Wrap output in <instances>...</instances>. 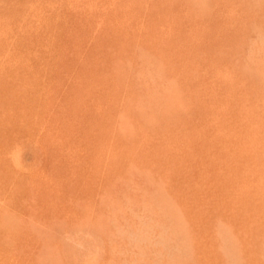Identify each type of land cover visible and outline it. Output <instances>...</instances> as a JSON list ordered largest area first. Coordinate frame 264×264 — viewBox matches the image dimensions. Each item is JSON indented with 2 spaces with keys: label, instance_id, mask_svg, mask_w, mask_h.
Wrapping results in <instances>:
<instances>
[{
  "label": "rangeland",
  "instance_id": "374dc122",
  "mask_svg": "<svg viewBox=\"0 0 264 264\" xmlns=\"http://www.w3.org/2000/svg\"><path fill=\"white\" fill-rule=\"evenodd\" d=\"M1 1H3V0H1ZM1 1H0V40H1L0 41V203H1L0 204V212H2V213H0V226H1V228H0V264H19V263L20 264H33V263L34 264H40L41 262H42L41 264H55V263L56 264H59V263L60 264H114V263L115 264H119V263H121V264H132V263L133 264H147V263L148 264H152V263L153 264H161V263L162 264H194L193 262H195V264H220V263L226 264V262H227V264H228V262H229V264H232V263L233 264H248V262H249V264H264V260H263L264 259L263 258L264 257V254H263L264 253V249H263L264 244H262V243H264V241H262V240H264V236H262V235H264V217H263L264 216V192H263L264 191V161H263L264 160L263 159L264 158V156H263L264 155V149H263V147H264V142H263L264 141V133H263L264 132V130H263L264 129V127H263L264 126V107H263V105H264V93H263L264 89L263 88L264 87H262L264 85V53H263L264 52V26H263L264 25V15L262 16V14L264 13V11H263L264 7L261 6L262 3L264 6V0H261V1L260 0H256V1L252 0V3L255 2L253 4L250 3L249 0L248 1L246 0L245 2L243 0V5H242V0L241 1L234 0V2L232 0H216L217 2L213 1V0H210V1L209 0H198L199 2L201 1V3L203 1L204 4L202 3V6H201V3H199V2H197L198 5H196L197 0L196 1H194V0H192V1L191 0H179V1L178 0H152V2H151V0H149V1L143 0V1H146L147 3L143 2L142 0L141 1L140 0H138V1L137 0H129V1L126 0V2H128V3H126L125 0H92V1L91 0H88V1L87 0H27L29 2V4L27 6H26V4H27L26 0H11V1L4 0L3 2H1ZM38 1H40V2H38ZM89 1L92 5L89 3ZM112 1H114V3ZM118 1L121 4H119ZM135 1H137V2L135 3ZM154 1H156V2H154ZM235 1H237V2L239 1V2L237 3ZM99 2H100V4H99ZM122 2L125 4V6ZM191 2H193V3L191 4ZM206 2L208 4L205 5ZM214 2H216V3H214ZM246 2L247 3L249 2L250 4L249 3L247 4ZM78 3H80V4H78ZM151 3H152V6H151ZM159 3H160V5H157ZM175 3H176V5H175ZM186 3H189V5ZM209 3H210V7H208ZM111 4H112L113 8L110 7ZM199 4L201 7L199 6ZM244 4H245V6H244ZM2 5H4V8ZM32 5H33V7H32ZM84 5H86V6H84ZM90 5H91V7H90ZM117 5L121 6L120 10H118V8H120V7ZM135 5H136V7H135ZM211 5H212V7H211ZM250 5H252V9L255 6V9H253L254 11L251 9ZM28 6H30V7H28ZM192 6L194 7V9L192 8ZM196 6H198L201 9H202V7H204V8H203V10H201ZM239 6L242 9L237 8ZM248 6L252 10V12H251L252 14L248 13V10H250L248 8ZM114 7L116 10L114 9ZM244 7H246V8L244 9ZM261 7H262V9H261ZM140 8L142 10H140ZM70 9H72V10H70ZM90 9H91V11H90ZM144 9H145L146 14L143 13ZM170 9H172V10H170ZM208 9H210V10H208ZM217 9L219 12L216 11ZM227 9H228V11H226ZM256 9H257V12H256ZM259 9H261V10H259ZM4 10H5V12H4ZM8 10H10V11L8 12ZM94 10H96V11H94ZM110 10H111V13H110ZM127 10H129L130 13ZM153 10L155 12H157V13L159 12V13L155 14V12ZM204 10H206V11H204ZM238 10H240L242 12V14ZM121 11L125 12V13H122ZM200 11H202L203 13L202 12L200 13ZM208 11H209V13H208ZM258 11H259V14L261 13L260 11H262V13L259 15ZM139 12L143 13V14H140ZM193 12L195 13V15ZM253 12H255V13H253ZM108 13H110V14H108ZM114 13H116V14H114ZM183 14H184V16H183ZM191 14H192V17H191ZM86 15L88 16L89 19H87ZM110 15H112V16H110ZM123 15H125V16H123ZM154 15H156V17ZM185 15L188 18H190L191 20L188 19ZM232 15H234V16L232 17ZM126 16H127V18H126ZM138 16H140V17H138ZM117 17H119V18H117ZM159 18H160V21H159ZM91 20L92 21L94 20V22H92ZM262 20H263V23H262ZM7 21H9V22H7ZM108 21H109V24H108ZM146 21L148 23H146ZM172 21H173V23H172ZM251 21L255 26L252 25ZM126 22H128V23L130 22V23L127 25ZM151 22H152V24H151ZM117 23L119 24V26L117 25ZM154 25H155V27H157V26L158 27L155 28ZM105 26H106V29H105ZM250 26L255 29V32H252V31H254V29L251 28ZM119 27L121 28L123 33L121 32ZM127 27H129V28H127ZM131 27H133V28H131ZM180 27H181V29H180ZM144 28H145V30H144ZM87 29H88V31H87ZM124 29H126L125 34H124ZM128 29H131L133 32L131 30H128ZM155 29H156V31H154ZM160 29L163 31H161ZM250 29L252 31H250ZM137 32H141V33L140 34L138 33V35H137ZM151 32H153V35H155V36L151 35L152 34ZM258 32H262V33H258ZM103 33H106L107 36ZM88 34H89V36H88ZM132 34H133V36H132ZM247 34H248V36H247ZM109 35L112 38L111 40H110ZM114 35L116 36L115 38H113ZM135 35L137 36V38ZM143 35H145V36H143ZM123 36H125V37H123ZM134 36H135V38H134ZM146 36H147L148 41L145 38ZM103 37H104V39H103ZM118 37H120V38H118ZM121 37H123V38H121ZM245 37H247V38H245ZM150 38H151V40H150ZM248 38H249V40H248ZM85 39H86V41H85ZM116 39H117V41H115ZM153 39H155V40H153ZM162 39H163V41H162ZM142 40H143V43L141 42ZM144 40H146V41H144ZM158 40L160 43L158 42ZM165 40H166V42H165ZM240 40L242 42H240ZM244 40H245V43H243ZM258 40L259 41L261 40V41L259 42ZM81 41H82V43H81ZM134 42H135L136 46L133 45ZM236 42L239 44V46ZM262 42H263V44H261ZM140 43H141V45H140ZM146 43H147V45H146ZM251 43L253 45H250ZM31 44H34V45H31ZM113 44H114V46H115V44H116V46H118V45H120V46L123 45V46H121V48L115 46L116 47L115 48L113 46ZM169 44L170 45L172 44L171 48H170ZM186 44H187V46H186ZM235 44H237V45H235ZM240 44H242L243 47H242V45L240 46ZM110 45L112 47H110ZM132 45L135 47H132ZM217 45H219V46H217ZM248 45H250V46H248ZM259 45H261V46H259ZM140 46L144 47V48L140 49ZM157 46H159V47H157ZM161 46H163L161 49L163 51H161L159 49V48H161ZM176 46L178 47V49ZM244 46L246 48H244ZM98 47H100V48H98ZM130 47H132V48H130ZM145 47H146V49H145ZM218 47H220V49H221L220 50L221 51V53H220L221 58L219 57L220 51L218 52V50H219ZM239 47H240V49H239ZM248 47H250L251 50L248 49ZM134 48L137 50H134ZM261 48H262V50H261ZM103 49H104V51H103ZM110 49H112V50H110ZM113 49L115 52L113 51ZM124 49H126V50H124ZM139 49L141 52L144 49L142 52L143 55H142V53L138 52ZM164 49H166L167 51ZM244 49L246 50V52H248V53L245 52L246 54L244 53L245 56L243 54ZM247 49H248V51H247ZM257 49H259L260 51L258 52ZM95 50L97 51V53ZM105 50H108V53H106ZM109 50L112 53L113 52L114 53L112 54ZM122 50L125 51V53L123 52L124 54H122ZM132 50H134L135 53L132 52ZM151 50L152 51L155 50L153 52H156V51L157 52L152 53ZM172 50H174V51H172ZM241 50H242V52H241ZM102 51H103V53H101ZM179 51H180V53H179ZM228 51H230V52L232 51V53H230L229 55H232L233 57L228 56V53H229ZM251 51H252V53H251ZM98 52H99L100 56H99ZM167 52L169 54V59L167 56L168 55ZM117 53H119L118 54L119 56L117 55ZM128 53H129V55H128ZM149 53H150L151 57L149 56ZM233 53H235V54L233 55ZM86 54H88V55H86ZM125 54H127L129 58ZM138 54H140L142 56H140ZM153 54H155V56H153ZM161 54H163V56ZM188 54H191V56ZM221 54H223V57ZM109 55H112V56H109ZM115 55H117V56H115ZM122 55L123 56L125 55L124 57H125L126 61ZM174 55L176 56V58ZM195 55H196V57H194ZM114 56H115V58L119 57L116 59V62L119 60L121 63L120 62H118V63H120V64L115 62V60H114L115 58H113ZM137 56H139L138 59L140 58L141 62L140 61L136 62ZM152 56H153L155 61L161 60V61H159L160 63L158 61H157V63H159L161 67L165 68V70L163 68L161 69L159 64H157L155 61H153ZM110 57L112 60L110 59ZM143 57H144V59H143ZM156 57L157 58L159 57L161 59L156 60ZM182 57L184 58V62L182 61L183 60ZM218 57H219V60L217 59ZM226 57H228V58L231 57V60H229ZM90 58H93V59H90ZM151 58H152V60H151ZM185 58L187 59V61ZM141 59L144 61H142ZM145 59L146 60L148 59L147 62L149 61L150 63H146ZM163 59H164V61H163ZM167 59L170 62H172V59L173 60L176 59V60H174L171 64L169 61H167ZM241 59L243 61H241ZM60 60H61V63H60ZM129 60H130V62H129ZM27 61H28V63H27ZM236 61L238 62V64L235 63ZM56 62H57V64H56ZM101 62H103L104 65ZM128 62H129V66L131 68L128 67ZM142 62L144 63V65ZM151 62L152 63L155 62V63H153L154 65L151 64ZM168 62L171 65L167 64ZM86 63H87V65H86ZM113 63H115V65ZM135 63H138L139 65L138 64L134 65ZM241 63H243L244 65ZM165 64H166V66H165ZM118 65H120V66H118ZM137 65L139 67L141 66L140 67L141 71L139 70V67ZM190 65H193L195 67L190 66ZM89 66H91V67H89ZM146 66L150 67V68H147ZM117 67H119V68H117ZM157 67H158V69H157ZM173 67H175V68H173ZM176 67H179V69H176ZM232 67H233V69H232ZM72 68H74V69H72ZM115 68H117V69H115ZM120 68H122V71ZM151 68L153 71L151 70ZM172 68H173V70H172ZM242 68H243V70H242ZM9 69H11V70H9ZM113 69H114V71H111ZM126 69H128L127 70V71H129L128 73H126L127 72V71H125ZM130 69H132L131 72H130ZM147 69H148V71H147ZM180 69H182V70L179 71ZM190 69L192 70V72ZM101 70H102V72H101ZM119 70H120V73H119ZM149 70H151V71H149ZM157 70H159V71H157ZM169 70H171V71L169 72ZM177 70L179 71V74H177L178 73ZM97 71H98V73H97ZM142 71L145 73H142ZM160 71H162V72H160ZM163 71H168V72H163ZM187 71L188 72L190 71V72L188 73ZM156 72H158V73L156 74ZM159 72H160V74H159ZM175 72H177V73H175ZM165 73H167V74H165ZM173 73L175 74V76L173 75V78H172ZM181 73L182 74L185 73V74L181 76ZM252 73H254V74H252ZM55 74H57V75H55ZM105 74H107L106 76H109V77L106 78ZM142 74L146 75V77H144L145 75L143 76L145 79L141 76ZM255 74H257L259 77H261V79ZM63 75H65V76H63ZM90 75H94V76L90 77ZM135 75L138 77L140 76V77L138 78ZM152 75L154 78L152 77ZM170 75H171V77H170ZM177 76H179V77L176 78ZM180 76H181V78H180ZM189 76H191L193 78H191ZM252 76L253 77L255 76L254 79ZM65 77H66V79H64ZM101 77L103 78L102 79L103 81L101 80ZM131 77L133 78V80H132L133 82L130 80V79H132ZM135 77L138 79H135ZM159 77H161V78H159ZM246 77H247V79H246ZM228 78L230 80H228ZM251 78L254 80V82ZM104 79L109 80V81H106ZM128 79H129V81H128ZM139 79H140V81H139ZM143 79L145 80L144 82H143ZM150 79L152 81H149ZM171 79H172V81H171ZM193 79L194 80L196 79V81H193ZM197 79H198V81H197ZM68 80H69V82H68ZM134 80H135V82H134ZM159 80H160V82H159ZM181 80H183V81H181ZM87 81H88V83H87ZM124 81H126V82L124 83ZM127 81H128V84H127ZM224 81H225V84H224ZM139 82H140V84L142 83L141 86H140ZM184 82L186 83V85H184L185 84ZM220 82H223V83H220ZM262 82H263V84H261ZM103 83H105V84L107 83L106 84L107 86ZM129 83H131V84H129ZM182 83H183V85H182ZM190 83H191V85L193 84L192 85L193 89L191 88ZM196 83L198 84V86ZM24 84H25V86H24ZM122 84L126 85V87L123 86ZM161 84L164 86V88L162 87ZM71 85H72V87H71ZM113 85H114V87H113ZM143 85H144V88H143ZM152 85H154V86L152 87ZM121 86L125 87L126 89H124ZM130 86H133L134 88L130 87ZM145 86L149 90L147 88H145ZM186 86H187V88H186ZM225 86H227V87H225ZM108 87H109V89H107ZM115 87H116V91L114 92ZM252 87L254 90L252 89ZM136 88L138 90H136ZM195 88L198 90H195ZM245 89H246V91H245ZM69 90H70V92H69ZM130 90L133 92H131ZM146 90H148L147 91L148 95H147ZM150 90H152V91H150ZM218 90H220V91H218ZM260 90H262L261 95L259 93ZM94 91H95V93H94ZM124 91H126V93ZM134 91H136V92L134 93ZM164 91L166 92L165 94H163ZM197 91H198V93H197ZM238 91L240 93H238ZM254 91H255V93H254ZM123 92L125 95L124 99L122 98ZM157 92L159 93V95L157 94ZM256 92H258V93H256ZM106 93H108V94H106ZM110 93L113 95H111ZM117 93H119V96L121 98L118 96ZM132 93H134V94H132ZM138 93L140 96L138 95ZM144 93H145V96H144ZM233 93H235V94H233ZM96 94L99 96H97ZM212 94L214 95V97ZM257 94H258V96H257ZM127 95H128V97H127ZM129 95L130 96L134 95V96L130 97ZM246 95H248V96H246ZM159 96H161L162 99ZM229 96H230V98H229ZM113 97H114V99H113ZM129 97H130V99H129ZM248 97L250 99H248ZM254 97H256V98H254ZM97 98H98L99 102L97 101ZM117 98H119L118 99L119 102L116 101ZM240 98H241V100L238 101ZM83 99H85V100H83ZM167 99H168V102H167ZM199 99H200V101L201 100L202 101L200 102ZM208 99H211V100H208ZM225 99H226V101H225ZM242 99L245 101H243ZM128 100H129V102H128ZM134 100H135V102H134ZM160 100H162L164 102V104ZM235 100H236V102L234 103ZM258 101H259V103H258ZM139 102H140V104H139ZM156 102L160 106H156L157 105ZM232 102H233V105H232ZM108 103H109V105H108ZM113 103L114 104L116 103V104L114 105ZM260 103L263 105H261ZM124 104H126V107ZM166 104H167V107L165 106ZM193 104L194 105L196 104L197 106L196 105L193 106ZM255 104L257 105V107H255L256 106ZM117 105H118V107H117ZM180 105H181V107H180ZM239 105H241V106H239ZM245 105H246L247 109L244 107ZM71 106H72V108H71ZM111 106H113L114 108ZM105 107H107V109ZM109 107H110L111 111L109 110ZM160 107L162 108L161 110H159ZM174 107H175V110H174ZM194 107H196V108H194ZM123 108H125L124 112L122 111ZM168 108H169V110H168ZM126 110H128L129 113H127ZM137 110L138 111L140 110L139 112L141 114ZM262 110H263V112H262ZM110 112H112L113 114L112 113L110 114ZM157 112H159V114H157ZM173 113H174V115H173ZM114 114H116V115H114ZM118 114L120 115V117L118 116ZM230 114H232V115H230ZM113 116H115L117 118L119 117L118 118L119 120L118 119L115 120L114 119L115 117H113ZM168 116H170V117H168ZM146 117H148V118H146ZM188 117L190 120L188 119ZM100 118H102L103 120ZM250 120L252 121V123ZM114 121H116V123ZM152 121H153V124H152ZM168 121H169V124H168ZM239 121L241 123H239ZM246 122H249V123H246ZM95 123L97 125H95ZM110 123H111V126L109 125ZM165 123H166V126H165ZM100 124H101V126H100ZM120 124L122 127L119 126ZM241 125H243L245 127H242ZM118 126H119V128H121L120 129L121 132L118 129ZM219 127H221V128H219ZM254 127H256V128H254ZM114 130L116 131L115 133H114ZM165 130H166V133H165ZM248 130H250V131L248 132ZM107 131H109V132H107ZM117 131L119 133V136H118ZM192 131H193V133H192ZM251 131H253V132H251ZM95 132H96V134H95ZM151 132L154 134V136H153V134H151ZM184 132L186 133L185 135H184ZM257 132H258V135H257ZM260 132H262V133H260ZM157 134H158V137H157ZM195 134H196V136H195ZM112 135H114V136H112ZM121 135H122V137H121ZM161 135L164 137H162ZM199 135L201 137H199ZM124 136H125V138H124ZM131 136H133V137H131ZM254 136H256V137L254 138ZM156 137L158 138L157 141H156ZM160 137L163 140H161ZM196 137H197V139H196ZM115 138H116V140H114ZM128 139H130V141ZM149 139H152V140H149ZM111 140H113V142ZM142 140H143V142H142ZM125 141H126V143H125ZM127 141L130 142L131 144L129 145V143ZM119 142H121L122 145ZM182 142H184V143H182ZM202 142H204V143H202ZM110 143L112 145H110ZM140 143H142V145ZM258 143H260V146ZM168 144H169V146H168ZM211 144H212V147H211ZM127 145H129V146H127ZM110 146H112V147L110 148ZM160 146H162V147H160ZM101 148H102V150H101ZM117 149H118V152L116 151ZM128 149H129V151H128ZM165 149H167L166 153L164 152ZM29 150H31V153L29 152ZM120 150H121V152H120ZM161 150H163V151H161ZM16 151H18L20 153V157H18L19 155L18 156L15 155L18 153V152L16 153ZM32 151L35 153H33ZM112 151L116 152L115 153L116 155ZM130 151H132V152L130 153ZM135 151H136V153H135ZM177 151H178V153H177ZM77 153H79V154H77ZM88 153H89V155H88ZM90 153H91V155H90ZM97 153H98V155H97ZM108 153H109V155H108ZM132 153L134 155L135 154L136 155L134 156ZM148 153H149L150 157H149ZM262 153H263V155H262ZM169 154H171V155H169ZM187 154H188V157H187ZM260 154L262 156L259 157ZM103 155H105V156H103ZM107 155H108V157H107ZM165 155H167V156H165ZM89 156H91V157H89ZM153 156H155V157H153ZM156 156H157V158H156ZM127 157H128V159H127ZM14 158L17 159L18 163L15 161L16 159H14ZM25 158H27V160H29V161H25L26 160ZM103 158H104V160H103ZM170 158H171V161H170ZM154 159H156V160H154ZM182 159H183V161H181ZM189 159H190V161H189ZM109 160L112 162L114 160L115 164L110 163ZM159 160H160V162H159ZM191 160H193V161H191ZM33 161H35V162H33ZM120 162H121V164H120ZM166 162H167V164H166ZM103 163H104V165H103ZM164 163H165V165H164ZM105 164H106V166H105ZM119 164L121 166H119ZM202 164H203V166H202ZM93 165H94V167H93ZM249 165L251 166V168ZM258 165H260V166L258 167ZM90 166H92V168ZM150 166L152 168H150ZM159 166H160V168H159ZM208 167H210V168H208ZM110 168H112V169H110ZM114 168L116 169V172H115ZM130 169H131V171H130ZM177 169L179 172L177 171ZM54 170L56 172H54ZM100 170H102V171H100ZM126 170H127V172H126ZM89 171H90V173H89ZM103 171H104V173H103ZM121 171H122V173H121ZM66 172H68V173H66ZM94 172H96V173H94ZM64 173H66V174H64ZM127 173L130 175L132 174V175L131 176L129 175V177H128ZM170 173H172V174H170ZM173 173H174V176H173ZM240 173H242V174H240ZM252 173L254 175H252ZM102 174H103V177H101ZM167 174H168V176H167ZM169 174H170V176H169ZM184 174L186 176H184ZM260 174H261V176H260ZM230 175H232V176H230ZM239 175H241L242 177ZM245 175L247 176V178L245 177ZM257 175H258V177H257ZM248 176H249V178H248ZM162 177H164V179H162ZM167 177H169V178H167ZM171 177H172V179H171ZM174 177H175V179H174ZM158 178H160V180H158ZM165 178H166V180H165ZM241 178H242V180H241ZM252 178H253V180H252ZM249 179H251V180H249ZM114 180H115V182H114ZM123 180H124V182H123ZM258 180H259V182H258ZM63 181L66 184H64ZM70 181H71V183H70ZM225 181H228V182L226 183ZM82 183H83V185H82ZM176 183H177V185H175ZM73 185H74V187H73ZM127 186H129V187H127ZM138 186H139V188H138ZM199 187H201V189ZM258 187H260V188L258 189ZM74 188H75V190H73ZM76 190H78V191L76 192ZM103 190H105L106 192ZM101 191L103 193H101ZM157 192H158V194H157ZM191 192H192V195L190 194ZM32 193H33V195H32ZM84 193H86V194H84ZM186 193H187V195H186ZM84 195L87 199L84 197ZM96 195L97 196L99 195V196L97 197ZM185 195H186V197H185ZM92 197L94 200L92 199ZM77 198H79V199H77ZM18 200H19V202H18ZM76 200L80 203L78 204V202ZM125 200H127L129 202H127ZM251 200L253 202H251ZM66 201L68 202V204ZM82 201L84 203H82ZM101 201L102 202L105 201L104 204ZM162 201H164V202H162ZM229 201H230V203H229ZM7 202H8V204H7ZM71 202H73V203H71ZM189 202H191V203H189ZM33 203H35L37 206L33 205ZM213 203H214V205H213ZM76 204L78 205V207H76L77 206ZM102 204L104 206H102ZM123 204H125V205H123ZM117 205L119 208L117 207ZM171 205L172 206L174 205L173 208ZM100 206H102V207H100ZM105 206H107V208ZM150 206H151V208H149ZM15 207H16V209H15ZM25 207H26V209H25ZM85 207H87V208H85ZM138 207H139V212L137 210ZM206 207H208L207 210H206ZM82 208H83V210H82ZM103 208H105V209H103ZM209 208H211V209H209ZM80 209L82 210V212ZM4 210H5V212H4ZM77 210L80 212H78ZM93 210H94V212H93ZM14 211L16 212L15 214H14ZM51 211H53V212H51ZM108 211H109V213L107 214L106 212H108ZM112 211L115 214L114 217L112 216ZM114 211H117L118 213H116ZM123 211H125V212H123ZM215 211L219 212L220 214L216 213ZM207 212L211 213V214H208ZM214 212L216 214L220 215V217L215 215ZM30 213H33V214H30ZM1 214H3L5 217L3 216V218H2ZM20 214L22 217L20 216ZM134 214H136L137 216ZM100 215H102V216L100 217ZM256 215H258V216H256ZM29 216H30V218H29ZM34 216H36V217H34ZM97 216H99V217H97ZM104 216H106V217H104ZM119 216H121V217H119ZM40 218H42V219L40 220ZM151 218H152V220H151ZM7 219L10 223L7 222V224H6L5 222ZM33 219H35V220H33ZM135 219H138V220H135ZM166 219L169 220V222ZM178 219L180 221H178ZM227 219H228V221H227ZM4 220H5V222H4ZM16 220H18L19 222ZM30 220L32 223L30 222ZM86 220H87V222L84 223V221H86ZM90 220H92V221H90ZM124 220H125V222H124ZM131 220L133 222H131ZM216 220H218L221 223L220 226H219L220 223ZM55 221H56V223H53ZM95 221H98V222H95ZM183 221L185 222L184 224H183ZM214 221H216L217 223H215ZM16 222H18L20 225H18V223L16 224ZM29 222L31 223L30 224L31 227H30V225H28ZM14 223H15V225H14ZM57 223H59V224H57ZM81 223L83 225L85 224L88 227H86V226L83 227V225ZM96 223L98 224L97 226H96ZM22 224H25V227ZM37 224H38V227H36ZM55 224H56V226H55ZM63 224L65 227L63 226ZM107 224H108V226H107ZM92 225H93V227H92ZM172 225H173V227H172ZM2 226L5 227L4 229L6 231L3 229ZM10 226H13V227L11 228ZM27 226H29V227H27ZM40 226H42V227H40ZM54 226H55V228H54ZM94 226H95V228H94ZM98 226H100V227L98 228ZM102 226H103V228H102ZM217 226L220 227L219 229H222L224 226L227 227L225 229V231L223 230L226 233H224L222 230L220 231ZM115 227H116V230H115ZM31 228L34 231L33 233L29 231V230H32ZM62 228H64V229H62ZM92 228H94V229H92ZM130 228H132V229H130ZM98 229H99V231H98ZM121 229H122V231H121ZM8 230L9 231L11 230V231L9 232ZM36 231H37V233H36ZM103 231H104V233H103ZM219 231H220V234L217 233ZM17 232H18V235H17ZM115 232L116 233L118 232V233L116 234ZM140 232H142V233H140ZM162 233H164V234H162ZM101 234H103V235H101ZM129 234L131 235L130 237H129ZM150 234H151V236H150ZM225 234H227L228 236ZM36 235L38 237H40L39 240H38V237ZM145 235H146V237H145ZM187 235H188V237H187ZM219 235L221 236V239H220ZM112 236H114V237H112ZM183 236H184V238H183ZM231 236H234V237L231 238ZM32 237H35V239ZM52 237H54V238H52ZM108 237H110V238H108ZM166 237H167V239H166ZM256 237H258V240ZM45 238H47V239H45ZM218 239H219V241H218ZM222 239H223V241H222ZM232 239H236L237 242L235 240H232ZM213 240H214V242H213ZM224 240H226V241H224ZM230 240H232V241H230ZM259 240H260V242H259ZM39 241H40V243H39ZM1 242H3L4 244H1ZM46 242H48V243H46ZM49 242H51V243H49ZM144 242H145V244H144ZM177 242H181V243H177ZM6 243H8V244H6ZM153 243H155V244H153ZM224 243L226 246H224ZM231 243H232V245H231ZM237 243H239V244H237ZM256 243H258L259 245L258 244L256 245ZM235 244H237V245L235 246ZM10 245H11V247H10ZM134 245L136 246V248ZM217 245H221V246H217ZM7 246L9 247V249ZM21 246H23V247L21 248ZM44 246H46L47 248L45 247V249H44ZM56 246L58 249H55ZM111 246H113V247H111ZM154 246H157V247H154ZM239 246H240V248H239ZM248 246H249V248H248ZM189 247H191V249ZM221 247H222V249H218ZM225 247L228 251L225 249ZM235 247H237V249ZM38 248H40V249H38ZM137 249H138V251H137ZM168 249H170V250H168ZM249 249H251V250H249ZM12 250H15V251L17 250L16 251L17 254L15 252H14L15 253L14 254ZM51 250H52V252H51ZM112 250L114 252H112ZM144 250H145V252H143ZM153 250H154V252H153ZM176 250L178 253L176 252ZM218 250H220V251H218ZM37 251H39V253ZM167 251H169V252H167ZM239 251L241 254L239 253ZM249 251H250V253H249ZM261 251H262V254H261ZM47 252L48 253L50 252V253L48 254ZM106 252H108V253H106ZM109 252L111 253L112 256H109L110 255ZM172 252H173V255H172ZM31 253H32V255H31ZM119 253H120L121 257L119 256ZM221 253H223V256H221ZM20 254H22V255H20ZM44 254H46V255H44ZM153 254L155 257L152 256ZM238 254L241 256H239ZM17 255L20 256L19 259H18ZM40 255H42V256H40ZM58 256H60V257L58 258ZM190 256H191V258H190ZM224 256L225 257L228 256L229 259L227 258V260H229V261L225 262L226 258ZM235 256H236V258H235ZM238 256H239L241 261L238 260ZM39 257L41 260L39 259ZM156 257H158V259H156ZM166 257L168 258V260ZM185 257H186V259H185ZM32 258H34V259L32 260ZM142 258H143V260H142ZM233 258H234V260H233ZM164 259H165V261H164ZM191 259H192V262H191ZM37 260H40L41 262L40 261L37 262ZM52 260H53V262H52ZM153 260H155V261H153ZM112 261L114 263H112ZM122 261H124V262H122ZM125 261L127 263H125Z\"/></svg>",
  "mask_w": 264,
  "mask_h": 264
},
{
  "label": "bare ground",
  "instance_id": "6f19581e",
  "mask_svg": "<svg viewBox=\"0 0 264 264\" xmlns=\"http://www.w3.org/2000/svg\"><path fill=\"white\" fill-rule=\"evenodd\" d=\"M0 1H1V0H0ZM3 1H4V0H3ZM3 1H1V2H3ZM8 1H11V0H8ZM26 1H27V0H26ZM87 1H88V0H87ZM91 1H92V0H91ZM128 1H129V0H128ZM137 1H138V0H137ZM137 1H135V3H136ZM140 1H141V0H140ZM140 1H139V2H140ZM142 1H143V0H142ZM148 1H149V0H148ZM178 1H179V0H178ZM191 1H192V0H191ZM194 1H196V0H194ZM209 1H210V0H209ZM213 1H216V0H213ZM232 1L234 2V0H232ZM239 1H241V0H239ZM239 1H238V2H239ZM245 1H246V0H244V2H245ZM247 1H248V0H247ZM255 1H256V0H255ZM260 1H261V0H260ZM18 2H19V1H18ZM38 2H40V1H38ZM57 2H58V1H57ZM82 2H83V1H82ZM107 2H108V1H107ZM112 2L114 3V1H112ZM118 2H119V1H118ZM125 2H126V0H125ZM143 2H146V1H143ZM151 2H152V0H151ZM154 2H156V1H154ZM160 2H161V1H160ZM165 2H166V1H165ZM174 2H175V1H174ZM180 2H181V1H180ZM197 2H199V1H198V0L196 1V5H198ZM204 2H205V1H204ZM216 2H217V1H216ZM216 2H214V3H216ZM235 2H237V1H235ZM238 2H237V3H238ZM249 2L252 3V0H249ZM249 2H248V3H249ZM5 3H6V2H5ZM89 3H90V1H89ZM122 3H123V2H122ZM126 3H128V2H126ZM130 3H131V2H130ZM132 3H133V2H132ZM146 3H147V2H146ZM192 3H193V2H191V4H192ZM199 3H201V1H200ZM202 3H203V1H202ZM202 3H201V6H202ZM210 3H211V2H210ZM210 3H209V6H208V7H210ZM225 3H226V2H225ZM225 3H224V4H225ZM227 3H228V2H227ZM246 3H247V2H246ZM246 3H245V4H246ZM248 3H247V4H248ZM250 3H249V4H250ZM253 3H255V2H253ZM253 3H252V4H253ZM3 4H4V3H3ZM19 4H20V3H19ZM28 4H29V2L27 1L26 6H27ZM45 4H46V3H45ZM51 4H52V3H51ZM78 4H80V3H78ZM86 4H87V3H86ZM90 4H91V3H90ZM99 4H100V2H99ZM108 4H109V3H108ZM119 4H121V3L119 2ZM123 4H124V3H123ZM143 4H144V3H143ZM155 4H156V3H155ZM169 4H170V3H169ZM186 4L189 5V3H186ZM191 4H190V5H191ZM203 4H204V3H203ZM206 4H208V3L206 2L205 5H206ZM211 4H212V3H211ZM234 4H235V3H234ZM234 4H233V5H234ZM239 4H240V3H239ZM245 4H244V6H245ZM4 5H5V4H4ZM4 5H2L3 8H4ZM91 5H92V4H91ZM91 5H90V7H91ZM97 5H98V4H97ZM105 5H106V4H105ZM113 5H114V4H113ZM115 5H116V4H115ZM129 5H130V4H129ZM133 5H134V4H133ZM137 5H138V4H137ZM141 5H142V4H141ZM141 5H140V6H141ZM157 5H160V3L157 4ZM165 5H166V4H165ZM175 5H176V3H175ZM229 5H230V4H229ZM236 5H237V4H236ZM242 5H243V0H242ZM67 6H68V5H67ZM84 6H86V5H84ZM93 6H94V5H93ZM117 6H119V5H117ZM124 6H125V4H124ZM130 6H131V5H130ZM151 6H152V3H151ZM172 6H173V5H172ZM193 6H194V5H193ZM193 6H192V8L194 9ZM199 6H200V4H199ZM201 6H200V7H201ZM203 6H204V5H203ZM250 6H251V9H252V5H250ZM253 6H254V5H253ZM261 6L264 7V6H263V3H262ZM12 7H13V6H12ZM28 7H30V6H28ZM32 7H33V5H32ZM56 7H57V6H56ZM69 7H70V6H69ZM87 7H88V6H87ZM110 7L113 8V7H112V4H111ZM119 7H120V8H118V10L121 9V6H119ZM126 7H127V6H126ZM135 7H136V5H135ZM138 7H139V6H138ZM141 7H142V6H141ZM153 7H154V6H153ZM196 7H198V6H196ZM211 7H212V5H211ZM215 7H216V6H215ZM215 7H214V8H215ZM262 7H261V9H262ZM1 8H2V7H1ZM70 8H71V7H70ZM96 8H97V7H96ZM96 8H95V9H96ZM98 8H99V7H98ZM128 8H129V7H128ZM128 8H127V9H128ZM133 8H134V7H133ZM190 8H191V7H190ZM198 8H199V7H198ZM203 8H204V7H202V9H201V8H199V9L203 10ZM223 8H224V7H223ZM235 8H236V7H235ZM237 8H241V7L239 6V7H237ZM237 8H236V9H237ZM245 8H246V7H244V9H245ZM248 8L250 9L249 6H248ZM8 9H9V8H8ZM11 9H12V8H11ZM16 9H17V8H16ZM26 9H27V8H26ZM26 9H25V10H26ZM66 9H67V8H66ZM88 9H89V8H88ZM114 9H115V7H114ZM114 9H113V10H114ZM124 9H125V8H124ZM124 9H123V10H124ZM129 9H130V8H129ZM134 9H135V8H134ZM151 9H152V8H151ZM162 9H163V8H162ZM205 9H206V8H205ZM232 9H233V8H232ZM241 9H242V8H241ZM241 9H240V10H241ZM251 9L248 10V13H251L252 10L255 9V6L253 7L252 10H251ZM261 9H259V10H261ZM70 10H72V9H70ZM80 10H81V9H80ZM103 10H104V9H103ZM106 10H107V9H106ZM111 10H112V9H111ZM111 10H110V13H111ZM115 10H116V9H115ZM115 10H114V11H115ZM123 10H122V11H123ZM135 10H136V9H135ZM137 10H138V9H137ZM140 10H142V9L140 8ZM170 10H172V9H170ZM206 10H207V9H206ZM206 10H204V11H206ZM208 10H210V9H208ZM240 10H238V11H240ZM1 11H2V10H1ZM9 11H10V10H8V12H9ZM55 11H56V10H55ZM84 11H85V10H84ZM90 11H91V9H90ZM94 11H96V10H94ZM104 11H105V10H104ZM104 11H103V12H104ZM122 11H121V12H122ZM127 11L129 12V10H127ZM132 11H133V10H132ZM153 11H154V10H153ZM166 11H167V10H166ZM186 11H187V10H186ZM195 11H196V10H195ZM213 11H214V10H213ZM216 11L219 12L218 9H217ZM226 11H228V9H227ZM226 11H225V12H226ZM229 11H230V10H229ZM233 11H234V10H233ZM243 11H244V10H243ZM246 11H247V10H246ZM249 11H250V12H249ZM253 11H254V10H253ZM263 11H264V10H263ZM4 12H5V10H4ZM6 12H7V11H6ZM8 12H7V13H8ZM103 12H102V13H103ZM108 12H109V11H108ZM133 12H134V11H133ZM142 12H143V11H142ZM154 12H155V11H154ZM201 12H202V11H200V13H201ZM235 12H236V11H235ZM240 12H241V11H240ZM256 12H257V9H256ZM260 12L262 13V11H260ZM84 13H85V12H84ZM91 13H92V12H91ZM99 13H100V12H99ZM99 13H98V14H99ZM110 13H108V14H110ZM122 13H125V12H122ZM129 13H130V12H129ZM135 13H136V12H135ZM139 13H140V12H139ZM143 13L146 14L145 9H144V12H143ZM143 13H140V14H143ZM156 13H157V12H155V14H156ZM158 13H159V12H158ZM158 13H157V14H158ZM165 13H166V12H165ZM193 13H194V12H193ZM202 13H203V12H202ZM208 13H209V11H208ZM210 13H211V12H210ZM243 13H244V12H243ZM253 13H255V12H253ZM261 13H260V14H261ZM4 14H5V13H4ZM8 14H9V13H8ZM25 14H26V13H25ZM94 14H95V13H94ZM114 14H116V13H114ZM119 14H120V13H119ZM150 14H151V13H150ZM204 14H205V13H204ZM219 14H220V13H219ZM237 14H238V13H237ZM241 14H242V12H241ZM245 14H246V13H245ZM251 14H252V13H251ZM251 14H250V15H251ZM258 14H259V11H258ZM260 14H259V15H260ZM26 15H27V14H26ZM84 15H85V14H84ZM160 15H161V14H160ZM162 15H163V14H162ZM168 15H169V14H168ZM174 15H175V14H174ZM194 15H195V13H194ZM208 15H209V14H208ZM217 15H218V14H217ZM248 15H249V14H248ZM259 15H258V16H259ZM263 15H264V13L262 14V16H263ZM22 16H23V15H22ZM49 16H50V15H49ZM62 16H63V15H62ZM86 16H87V15H86ZM104 16H105V15H104ZM110 16H112V15H110ZM123 16H125V15H123ZM143 16H144V15H143ZM154 16L156 17V15H154ZM158 16H159V15H158ZM158 16H157V17H158ZM183 16H184V14H183ZM185 16H186V15H185ZM210 16H211V15H210ZM222 16H223V15H222ZM229 16H230V15H229ZM233 16H234V15H232V17H233ZM238 16H239V15H238ZM16 17H17V16H16ZM92 17H93V16H92ZM94 17H95V16H94ZM121 17H122V16H121ZM131 17H132V16H131ZM138 17H140V16H138ZM148 17H149V16H148ZM186 17H187V16H186ZM191 17H192V14H191ZM195 17H196V16H195ZM245 17H246V16H245ZM251 17H252V16H251ZM259 17H260V16H259ZM64 18H65V17H64ZM115 18H116V17H115ZM117 18H119V17H117ZM126 18H127V16H126ZM126 18H125V19H126ZM135 18H136V17H135ZM144 18H145V17H144ZM163 18H164V17H163ZM184 18H185V17H184ZM187 18H188V17H187ZM203 18H204V17H203ZM248 18H249V17H248ZM254 18H255V17H254ZM19 19H20V18H19ZM27 19H28V18H27ZM52 19H53V18H52ZM87 19H89L88 16H87ZM188 19H190V18H188ZM206 19H207V18H206ZM231 19H232V18H231ZM233 19H234V18H233ZM39 20H40V19H39ZM116 20H117V19H116ZM133 20H134V19H133ZM140 20H141V19H140ZM150 20H151V19H150ZM166 20H167V19H166ZM171 20H172V19H171ZM190 20H191V19H190ZM256 20H257V19H256ZM259 20H260V19H259ZM53 21H54V20H53ZM91 21H92V20H91ZM96 21H97V20H96ZM99 21H100V20H99ZM109 21H110V20H109ZM109 21H108V24H109ZM114 21H115V20H114ZM121 21H122V20H121ZM159 21H160V18H159ZM178 21H179V20H178ZM181 21H182V20H181ZM208 21H209V20H208ZM2 22H3V21H2ZM7 22H9V21H7ZM17 22H18V21H17ZM92 22H94V20H93ZM101 22H102V21H101ZM115 22H116V21H115ZM132 22H133V21H132ZM165 22H166V21H165ZM175 22H176V21H175ZM206 22H207V21H206ZM223 22H224V21H223ZM234 22H235V21H234ZM253 22H254V21H253ZM13 23H14V22H13ZM47 23H48V22H47ZM54 23H55V22H54ZM74 23H75V22H74ZM112 23H113V22H112ZM129 23H130V22H129ZM129 23L126 22L127 25H128ZM146 23H148V22L146 21ZM172 23H173V21H172ZM180 23H181V22H180ZM246 23H247V22H246ZM251 23H252V21H251ZM262 23H263V20H262ZM86 24H87V23H86ZM122 24H123V23H122ZM151 24H152V22H151ZM50 25H51V24H50ZM88 25H89V24H88ZM95 25H96V24H95ZM110 25H111V24H110ZM112 25H113V24H112ZM117 25L119 26L118 23H117ZM117 25H116V26H117ZM123 25H124V24H123ZM144 25H145V24H144ZM161 25H162V24H161ZM177 25H178V24H177ZM245 25H246V24H245ZM248 25H249V24H248ZM252 25L255 26L253 23H252ZM262 25H263V24H262ZM46 26H47V25H46ZM142 26H143V25H142ZM256 26H257V25H256ZM263 26H264V25H263ZM88 27H89V26H88ZM154 27H155V25H154ZM157 27H158V26H157ZM157 27H155V28H157ZM161 27H162V26H161ZM164 27H165V26H164ZM168 27H169V26H168ZM240 27H241V26H240ZM240 27H239V28H240ZM250 27H251V26H250ZM46 28H47V27H46ZM111 28H112V27H111ZM113 28H114V27H113ZM119 28H120V27H119ZM127 28H129V27H127ZM131 28H133V27H131ZM166 28H167V27H166ZM170 28H171V27H170ZM251 28H253V27H251ZM82 29H83V28H82ZM84 29H85V28H84ZM88 29H89V28H88ZM88 29H87V31H88ZM91 29H92V28H91ZM98 29H99V28H98ZM105 29H106V26H105ZM109 29H110V28H109ZM122 29H123V28H122ZM137 29H138V28H137ZM149 29H150V28H149ZM180 29H181V27H180ZM244 29H245V28H244ZM253 29H254V28H253ZM6 30H7V29H6ZM67 30H68V29H67ZM120 30H121V28H120ZM125 30H126V29H124V34H125ZM128 30H131V29H128ZM144 30H145V28H144ZM160 30H161V29H160ZM167 30H168V29H167ZM259 30H260V29H259ZM30 31H31V30H30ZM131 31H132V30H131ZM141 31H142V30H141ZM150 31H151V30H150ZM154 31H156V29H155ZM161 31H163V30H161ZM169 31H170V30H169ZM250 31H252V30L250 29ZM260 31H261V30H260ZM100 32H101V31H100ZM104 32H105V31H104ZM116 32H117V31H116ZM116 32H115V33H116ZM121 32H122V30H121ZM127 32H128V31H127ZM132 32H133V31H132ZM148 32H149V31H148ZM164 32H165V31H164ZM164 32H163V33H164ZM209 32H210V31H209ZM252 32H255V29H254V31H252ZM86 33H87V32H86ZM107 33H108V32H107ZM111 33H112V32H111ZM113 33H114V32H113ZM119 33H120V32H119ZM122 33H123V32H122ZM122 33H121V34H122ZM130 33H131V32H130ZM138 33L140 34L141 32H137V35H138ZM144 33H145V32H144ZM151 33H152L151 35H153V32H151ZM157 33H158V32H157ZM161 33H162V32H161ZM166 33H167V32H166ZM250 33H251V32H250ZM256 33H257V32H256ZM258 33H262V32H258ZM93 34H94V33H93ZM103 34L106 35V33H103ZM133 34H134V33H133ZM133 34H132V36H133ZM145 34H146V33H145ZM148 34H149V33H148ZM164 34H165V33H164ZM187 34H188V33H187ZM201 34H202V33H201ZM201 34H200V35H201ZM218 34H219V33H218ZM232 34H233V33H232ZM95 35H96V34H95ZM98 35H99V34H98ZM115 35H116V34H115ZM115 35H114L113 38H115V37L117 36V35H116V36H115ZM119 35H120V34H119ZM126 35H127V34H126ZM146 35H147V34H146ZM151 35H150V36H151ZM250 35H251V34H250ZM88 36H89V34H88ZM91 36H92V35H91ZM106 36H107V35H106ZM135 36H136V35H135ZM135 36H134V38H135ZM143 36H145V35H143ZM147 36H148V35H147ZM147 36L145 37L146 40H147ZM150 36H149V37H150ZM153 36H155V35H153ZM157 36H158V35H157ZM176 36H177V35H176ZM247 36H248V34H247ZM256 36H257V35H256ZM258 36H259V35H258ZM15 37H16V36H15ZM109 37H110V35H109ZM123 37H125V36H123ZM123 37H121V38H123ZM199 37H200V36H199ZM205 37H206V36H205ZM106 38H107V37H106ZM118 38H120V37H118ZM126 38H127V37H126ZM130 38H131V37H130ZM134 38H133V39H134ZM136 38H137V36H136ZM157 38H158V37H157ZM157 38H156V39H157ZM203 38H204V37H203ZM235 38H236V37H235ZM245 38H247V37H245ZM64 39H65V38H64ZM103 39H104V37H103ZM107 39H108V38H107ZM111 39H112V38L110 37V40H111ZM127 39H128V38H127ZM138 39H139V38H138ZM159 39H160V38H159ZM169 39H170V38H169ZM181 39H182V38H181ZM205 39H206V38H205ZM236 39H237V38H236ZM259 39H260V38H259ZM48 40H49V39H48ZM124 40H125V39H124ZM135 40H136V39H135ZM139 40H140V39H139ZM146 40H144V41H146ZM150 40H151V38H150ZM153 40H155V39H153ZM173 40H174V39H173ZM214 40H215V39H214ZM230 40H231V39H230ZM238 40H239V39H238ZM248 40H249V38H248ZM254 40H255V39H254ZM0 41H1V40H0ZM83 41H84V40H83ZM85 41H86V39H85ZM115 41H117V39H116ZM137 41H138V40H137ZM147 41H148V40H147ZM162 41H163V39H162ZM162 41H161V42H162ZM171 41H172V40H171ZM180 41H181V40H180ZM231 41H232V40H231ZM246 41H247V40H246ZM258 41H259V40H258ZM260 41H261V40H260ZM260 41H259V42H260ZM72 42H73V41H72ZM127 42H128V41H127ZM127 42H126V43H127ZM135 42H136V41H135ZM135 42H134L133 45H135ZM138 42H139V41H138ZM141 42L143 43V40H142ZM149 42H150V41H149ZM149 42H148V43H149ZM155 42H156V41H155ZM158 42H159V40H158ZM165 42H166V40H165ZM203 42H204V41H203ZM209 42H210V41H209ZM240 42H242V41L240 40ZM249 42H250V41H249ZM249 42H248V43H249ZM81 43H82V41H81ZM105 43H106V42H105ZM119 43H120V42H119ZM119 43H118V44H119ZM132 43H133V42H132ZM159 43H160V42H159ZM162 43H163V42H162ZM174 43H175V42H174ZM174 43H173V44H174ZM234 43H235V42H234ZM236 43H237V42H236ZM243 43H245V40H244ZM137 44H138V43H137ZM144 44H145V43H144ZM144 44H143V45H144ZM182 44H183V43H182ZM231 44H232V43H231ZM237 44H238V43H237ZM237 44H235V45H237ZM261 44H263V42H262ZM2 45H3V44H2ZM31 45H34V44H31ZM47 45H48V44H47ZM84 45H85V44H84ZM107 45H108V44H107ZM107 45H106V46H107ZM111 45H112V44H111ZM111 45H110V47H112ZM133 45H132V47H135V46H136V45H135V46H133ZM140 45H141V43H140ZM146 45H147V43H146ZM146 45H145V46H146ZM163 45H164V44H163ZM169 45H170V44H169ZM171 45H172V44H171ZM171 45H170V48H171ZM241 45H242V44H240V46H241ZM250 45H253V44L251 43ZM250 45H248V46H250ZM87 46H88V45H87ZM113 46H114V44H113ZM115 46H116V44H115ZM115 46H114V47H115ZM121 46H123V45H121ZM121 46L118 45V46H116V47H120V48H121ZM164 46H165V45H164ZM181 46H182V45H181ZM186 46H187V44H186ZM217 46H219V45H217ZM231 46H232V45H231ZM233 46H234V45H233ZM238 46H239V44H238ZM259 46H261V45H259ZM88 47H89V46H88ZM102 47H103V46H102ZM108 47H109V46H108ZM108 47H107V48H108ZM116 47H115V48H116ZM132 47H130V48H132ZM148 47H149V46H148ZM148 47H147V48H148ZM157 47H159V46H157ZM162 47H163V46H161V48H159V49L161 50ZM167 47H168V46H167ZM176 47H177V46H176ZM184 47H185V46H184ZM226 47H227V46H226ZM242 47H243V45H242ZM242 47H241V48H242ZM98 48H100V47H98ZM115 48H114V49H115ZM120 48H119V49H120ZM138 48H139V47H138ZM141 48H144V47H141V46H140V49H141ZM165 48H166V47H165ZM205 48H206V47H205ZM211 48H212V47H211ZM215 48H216V47H215ZM223 48H224V47H223ZM223 48H222V49H223ZM237 48H238V47H237ZM244 48H246V47L244 46ZM253 48H254V47H253ZM79 49H80V48H79ZM95 49H96V48H95ZM108 49H109V48H108ZM114 49H113V51H114ZM117 49H118V48H117ZM127 49H128V48H127ZM140 49H139L138 52L142 53L144 49L142 50V52L140 51ZM145 49H146V47H145ZM177 49H178V47H177ZM179 49H180V48H179ZM218 49H219V50H218V52H219L221 49H220V47H218ZM227 49H228V48H227ZM239 49H240V47H239ZM248 49H250V47H248ZM248 49H247V51H248ZM23 50H24V49H23ZM110 50H112V49H110ZM110 50H109V51H110ZM120 50H121V49H120ZM124 50H126V49H124ZM130 50H131V49H130ZM130 50H129V51H130ZM134 50H137V49L134 48ZM134 50H132V52L135 53ZM148 50H149V49H148ZM156 50H157V49H156ZM160 50H159V51H160ZM164 50H166V49H164ZM170 50H171V49H170ZM170 50H169V51H170ZM185 50H186V49H185ZM192 50H193V49H192ZM192 50H191V51H192ZM201 50H202V49H201ZM223 50H224V49H223ZM242 50H243V49H242ZM242 50H241V52H242ZM250 50H251V49H250ZM257 50H258V52L260 51L259 49H257ZM257 50H256V51H257ZM261 50H262V48H261ZM44 51H45V50H44ZM61 51H62V50H61ZM79 51H80V50H79ZM95 51H96V50H95ZM103 51H104V49H103ZM103 51H102L101 53H103ZM105 51H106V53H108V50H105ZM153 51H155V50H153ZM153 51L151 50L152 53H156V52H157V51H156V52H153ZM161 51H163V50H161ZM166 51H167V50H166ZM172 51H174V50H172ZM238 51H239V50H238ZM89 52H90V51H89ZM110 52H111V51H110ZM114 52H115V51H114ZM114 52H113V53H114ZM123 52L125 53V51L122 50V54H124ZM127 52H128V51H127ZM228 52H229V53H228V56H232V55H229L230 53H232V51H231V52L228 51ZM245 52H246V50L244 49L243 54H244ZM8 53H9V52H8ZM33 53H34V52H33ZM96 53H97V51H96ZM111 53H112V52H111ZM111 53H110V54H111ZM113 53H112V54H113ZM119 53H120V52H119ZM119 53H117V55H118ZM179 53H180V51H179ZM195 53H196V52H195ZM208 53H209V52H208ZM220 53H221V51L219 52V57L221 58ZM223 53H224V52H223ZM246 53H248V52H246ZM246 53H245V54H246ZM251 53H252V51H251ZM263 53H264V52H263ZM53 54H54V53H53ZM98 54H99V52H98ZM167 54H168V52H167ZM171 54H172V53H171ZM174 54H175V53H174ZM196 54H197V53H196ZM216 54H217V53H216ZM234 54H235V53H233V55H234ZM240 54H241V53H240ZM245 54H244V56H245ZM253 54H254V53H253ZM61 55H62V54H61ZM86 55H88V54H86ZM90 55H91V54H90ZM90 55H89V56H90ZM117 55H115V56H117ZM125 55H127V54H125ZM125 55H124V56H125ZM128 55H129V53H128ZM128 55H127V57H128ZM131 55H132V54H131ZM138 55H140V54H138ZM142 55H143V53H142ZM142 55H140V56H142ZM145 55H146V54H145ZM145 55H144V56H145ZM161 55L163 56V54H161ZM164 55H165V54H164ZM180 55H181V54H180ZM188 55L191 56V54H188ZM221 55H222V57H223V54H221ZM247 55H248V54H247ZM247 55H246V56H247ZM257 55H258V54H257ZM6 56H7V55H6ZM97 56H98V55H97ZM99 56H100V54H99ZM109 56H112V55H109ZM115 56H114L113 58H115ZM118 56H119V55H118ZM122 56H123V55H122ZM124 56H123V58L125 59ZM149 56L151 57L150 53H149ZM153 56H155V54H153ZM153 56H152V58H153ZM167 56H168V59H169V54H168ZM174 56H175V55H174ZM184 56H185V55H184ZM192 56H193V55H192ZM225 56H226V55H225ZM13 57H14V56H13ZM30 57H31V56H30ZM87 57H88V56H87ZM91 57H92V56H91ZM120 57H121V56H120ZM127 57H126V58H127ZM138 57H139V56H137V58H136L137 60L135 59L136 62H137V61H138V62L140 61V58L138 59ZM147 57H148V56H147ZM147 57H146V58H147ZM150 57H149V58H150ZM159 57H160V56H159ZM159 57H158V58L156 57V60H157V59H161V58H159ZM170 57H171V56H170ZM185 57H186V56H185ZM194 57H196V55H195ZM219 57L217 58L218 60H219ZM232 57H233V56H232ZM256 57H257V56H256ZM261 57H262V56H261ZM50 58H51V57H50ZM81 58H82V57H81ZM117 58H119V57H117ZM117 58L114 59L115 62H116V59H117ZM123 58H122V59H123ZM128 58H129V57H128ZM152 58H151V60H152ZM166 58H167V57H166ZM175 58H176V56H175ZM182 58H183V57H182ZM226 58H228V57H226ZM248 58H249V57H248ZM248 58H247V59H248ZM253 58H254V57H253ZM90 59H93V58H90ZM97 59H98V58H97ZM110 59H111V57H110ZM120 59H121V58H120ZM124 59H123V60H124ZM143 59H144V57H143ZM168 59H167V61H169ZM177 59H178V58H177ZM185 59H186V58H185ZM192 59H193V58H192ZM192 59H191V60H192ZM195 59H196V58H195ZM223 59H224V58H223ZM228 59L231 60V57L228 58ZM249 59H250V58H249ZM78 60H79V59H78ZM88 60H89V59H88ZM88 60H87V61H88ZM111 60H112V59H111ZM127 60H128V59H127ZM141 60H142V59H141ZM147 60H148V59H147ZM147 60L145 59V62H146V63H150L149 61L147 62ZM149 60H150V59H149ZM174 60H176V59H174ZM174 60L172 59V62H173ZM178 60H179V59H178ZM193 60H194V59H193ZM221 60H222V59H221ZM254 60H255V59H254ZM22 61H23V60H22ZM85 61H86V60H85ZM125 61H126V59H125ZM142 61H144V60H142ZM153 61H155L154 58H153ZM157 61L159 62V61H161V60H157ZM157 61H155V62L157 63ZM163 61H164V59H163ZM182 61L184 62V58H183ZM186 61H187V59H186ZM241 61H243V60L241 59ZM248 61H249V60H248ZM256 61H257V60H256ZM259 61H260V60H259ZM42 62H43V61H42ZM92 62H93V61H92ZM108 62H109V61H108ZM118 62H120V61L118 60L116 63H118ZM129 62H130V60H129ZM129 62H128V67H130V66H129ZM140 62H141V61H140ZM155 62H153V63H155ZM169 62H170V61H169ZM169 62H168L167 64H169ZM172 62H170V63L172 64ZM220 62H221V61H220ZM231 62H232V61H231ZM27 63H28V61H27ZM40 63H41V62H40ZM60 63H61V60H60ZM60 63H59V64H60ZM76 63H77V62H76ZM101 63L103 64V62H101ZM111 63H112V62H111ZM120 63H121V62H120ZM120 63H118V64H120ZM123 63H124V62H123ZM126 63H127V62H126ZM142 63H143V62H142ZM142 63H141V64H142ZM146 63H145V64H146ZM153 63L151 62V64H153ZM159 63H160V62H159ZM159 63H157V64H159ZM165 63H166V62H165ZM197 63H198V62H197ZM235 63L238 64L237 61H236ZM243 63H244V62H243ZM243 63H241V64H243ZM246 63H247V62H246ZM252 63H253V62H252ZM254 63H255V62H254ZM56 64H57V62H56ZM90 64H91V63H90ZM113 64L115 65V63H113ZM124 64H125V63H124ZM132 64H133V63H132ZM136 64H138V63H135L134 65H136ZM171 64H169V65H171ZM174 64H175V63H174ZM174 64H173V65H174ZM188 64H189V63H188ZM188 64H187V65H188ZM192 64H193V63H192ZM202 64H203V63H202ZM221 64H222V63H221ZM23 65H24V64H23ZM86 65H87V63H86ZM103 65H104V64H103ZM114 65H113V66H114ZM122 65H123V64H122ZM138 65H139V64H138ZM138 65H137V66H138ZM143 65H144V63H143ZM147 65H148V64H147ZM153 65H154V64H153ZM155 65H156V64H155ZM161 65H162V64H161ZM163 65H164V64H163ZM169 65H168V66H169ZM177 65H178V64H177ZM243 65H244V64H243ZM257 65H258V64H257ZM260 65H261V64H260ZM21 66H22V65H21ZM40 66H41V65H40ZM81 66H82V65H81ZM106 66H107V65H106ZM116 66H117V65H116ZM118 66H120V65H118ZM124 66H125V65H124ZM137 66H136V67H137ZM148 66H149V65H148ZM159 66H160V64H159ZM159 66H158V67H159ZM165 66H166V64H165ZM184 66H185V65H184ZM190 66H193V65H190ZM248 66H249V65H248ZM254 66H255V65H254ZM26 67H27V66H26ZM37 67H38V66H37ZM89 67H91V66H89ZM134 67H135V66H134ZM138 67H139V66H138ZM140 67H141V66H140ZM140 67H139V70L141 71V68H140ZM146 67H147V66H146ZM155 67H156V66H155ZM158 67H157V69H158ZM160 67H161V66H160ZM171 67H172V66H171ZM180 67H181V66H180ZM193 67H195V66H193ZM242 67H243V66H242ZM246 67H247V66H246ZM262 67H263V66H262ZM10 68H11V67H10ZM19 68H20V67H19ZM54 68H55V67H54ZM61 68H62V67H61ZM102 68H103V67H102ZM117 68H119V67H117ZM117 68H115V69H117ZM122 68H123V67H122ZM122 68H120L121 71H122ZM126 68H127V67H126ZM130 68H131V67H130ZM143 68H144V67H143ZM147 68H150V67H147ZM162 68H163V67H161V69H162ZM173 68H175V67H173ZM173 68H172V70H173ZM181 68H182V67H181ZM236 68H237V67H236ZM249 68H250V67H249ZM72 69H74V68H72ZM90 69H91V68H90ZM124 69H125V68H124ZM163 69L165 70V68H163ZM176 69H179V67H176ZM184 69H185V68H184ZM192 69H193V68H192ZM232 69H233V67H232ZM9 70H11V69H9ZM27 70H28V69H27ZM32 70H33V69H32ZM88 70H89V69H88ZM106 70H107V69H106ZM127 70H128V69H126L125 71H127ZM131 70H132V69H130V72H131ZM151 70H152V68H151ZM151 70H149V71H151ZM181 70H182V69H180L179 71H181ZM186 70H187V69H186ZM190 70H191V69H190ZM194 70H195V69H194ZM201 70H202V69H201ZM242 70H243V68H242ZM250 70H251V69H250ZM256 70H257V69H256ZM111 71H114V69L111 70ZM115 71H116V70H115ZM123 71H124V70H123ZM147 71H148V69H147ZM152 71H153V70H152ZM155 71H156V70H155ZM157 71H159V70H157ZM170 71H171V70H169V72H170ZM177 71H178V70H177ZM179 71H178V73H177V72H175V73L179 74ZM205 71H206V70H205ZM227 71H228V70H227ZM73 72H74V71H73ZM101 72H102V70H101ZM101 72H100V73H101ZM128 72H129V71H127L126 73H128ZM160 72H162V71H160ZM160 72H159V74H160ZM163 72H168V71H163ZM182 72H183V71H182ZM187 72H188V71H187ZM189 72H190V71H189ZM189 72H188V73H189ZM191 72H192V70H191ZM217 72H218V71H217ZM248 72H249V71H248ZM251 72H252V71H251ZM254 72H255V71H254ZM14 73H15V72H14ZM21 73H22V72H21ZM51 73H52V72H51ZM93 73H94V72H93ZM97 73H98V71H97ZM110 73H111V72H110ZM119 73H120V70H119ZM122 73H123V72H122ZM122 73H121V74H122ZM142 73H145V72L142 71ZM149 73H150V72H149ZM152 73H153V72H152ZM157 73H158V72H156V74H157ZM197 73H198V72H197ZM227 73H228V72H227ZM255 73H256V72H255ZM12 74H13V73H12ZM71 74H72V73H71ZM108 74H109V73H108ZM137 74H138V73H137ZM140 74H141V73H140ZM147 74H148V73H147ZM165 74H167V73H165ZM170 74H171V73H170ZM177 74H176V75H177ZM184 74H185V73H184ZM184 74L181 73V76L184 75ZM252 74H254V73H252ZM14 75H15V74H14ZM16 75H17V74H16ZM55 75H57V74H55ZM60 75H61V74H60ZM106 75H107V74H105V76H106ZM128 75H129V74H128ZM144 75H145V74H142L141 76L143 77ZM163 75H164V74H163ZM173 75L175 76V74H174V73L172 74V78H173ZM190 75H191V74H190ZM193 75H194V74H193ZM255 75H257V74H255ZM260 75H261V74H260ZM63 76H65V75H63ZM63 76H62V77H63ZM91 76H94V75H90V77H91ZM129 76H130V75H129ZM135 76H136V75H135ZM167 76H168V75H167ZM167 76H166V77H167ZM181 76H180V78H181ZM191 76H192V75H191ZM191 76H189V77H191ZM206 76H207V75H206ZM227 76H228V75H227ZM250 76H251V75H250ZM257 76H258V75H257ZM35 77H36V76H35ZM49 77H50V76H49ZM71 77H72V76H71ZM84 77H85V76H84ZM108 77H109V76H106V78H108ZM112 77H113V76H112ZM136 77H138V76H136ZM136 77H135V79H138L140 76H139L138 78H136ZM144 77H146V75H145ZM144 77H143V78H144ZM150 77H151V76H150ZM150 77H149V78H150ZM152 77H153V75H152ZM161 77H162V76H161ZM161 77H159V78H161ZM170 77H171V75H170ZM178 77H179V76H177L176 78H178ZM204 77H205V76H204ZM247 77H248V76H247ZM247 77H246V79H247ZM252 77H253V76H252ZM254 77H255V76H254ZM254 77H253V79H254ZM258 77H259V76H258ZM258 77H257V78H258ZM17 78H18V77H17ZM57 78H58V77H57ZM80 78H81V77H80ZM117 78H118V77H117ZM117 78H116V79H117ZM126 78H127V77H126ZM126 78H125V79H126ZM131 78H132V77H131ZM153 78H154V77H153ZM180 78H179V79H180ZM191 78H193V77H191ZM194 78H195V77H194ZM218 78H219V77H218ZM225 78H226V77H225ZM225 78H224V79H225ZM249 78H250V77H249ZM249 78H248V79H249ZM257 78H256V79H257ZM259 78L261 79V77H259ZM259 78H258V79H259ZM64 79H66V77H65ZM74 79H75V78H74ZM102 79H103V78L101 77V80H102ZM144 79H145V78H144ZM144 79H143V82L145 81ZM168 79H169V78H168ZM168 79H167V80H168ZM179 79H178V80H179ZM182 79H183V78H182ZM220 79H221V78H220ZM241 79H242V78H241ZM251 79H252V78H251ZM253 79H252V80H253ZM258 79H257V80H258ZM24 80H25V79H24ZM104 80H106V79H104ZM110 80H111V79H110ZM121 80H122V79H121ZM130 80L132 81L133 78L130 79ZM160 80H161V79H160ZM160 80H159V82H160ZM173 80H174V79H173ZM183 80H184V79H183ZM183 80H181V81H183ZM217 80H218V79H217ZM217 80H216V81H217ZM228 80H230V79L228 78ZM257 80H256V81H257ZM9 81H10V80H9ZM20 81H21V80H20ZM37 81H38V80H37ZM84 81H85V80H84ZM102 81H103V80H102ZM106 81H109V80H106ZM118 81H119V80H118ZM128 81H129V79H128ZM128 81H127V84H128ZM131 81H130V82H131ZM136 81H137V80H136ZM139 81H140V79H139ZM141 81H142V80H141ZM149 81H152V80L150 79ZM149 81H148V82H149ZM171 81H172V79H171ZM189 81H190V80H189ZM193 81H196V79H195V80L193 79ZM197 81H198V79H197ZM218 81H219V80H218ZM34 82H35V81H34ZM68 82H69V80H68ZM73 82H74V81H73ZM80 82H81V81H80ZM93 82H94V81H93ZM125 82H126V81H124V83H125ZM132 82H133V81H132ZM134 82H135V80H134ZM250 82H251V81H250ZM253 82H254V80H253ZM4 83H5V82H4ZM24 83H25V82H24ZM87 83H88V81H87ZM109 83H110V82H109ZM113 83H114V82H113ZM117 83H118V82H117ZM167 83H168V82H167ZM180 83H181V82H180ZM184 83H185V82H184ZM220 83H223V82H220ZM73 84H74V83H73ZM92 84H93V83H92ZM103 84H105V83H103ZM106 84H107V83H106ZM106 84H105V85H106ZM119 84H120V83H119ZM129 84H131V83H129ZM139 84H140V82H139ZM151 84H152V83H151ZM169 84H170V83H169ZM196 84H197V83H196ZM203 84H204V83H203ZM224 84H225V81H224ZM230 84H231V83H230ZM240 84H241V83H240ZM245 84H246V83H245ZM250 84H251V83H250ZM254 84H255V83H254ZM261 84H263V82H262ZM109 85H110V84H109ZM122 85L126 87V85H124V84H122ZM141 85H142V83L140 84V86H141ZM161 85H162V84H161ZM161 85H160V86H161ZM182 85H183V83H182ZM184 85H186V83H185ZM190 85H191V83H190ZM192 85H193V84H192ZM192 85H191V88L193 89ZM231 85H232V84H231ZM24 86H25V84H24ZM65 86H66V85H65ZM106 86H107V85H106ZM123 86H121V87H123ZM127 86H128V85H127ZM137 86H138V85H137ZM137 86H136V87H137ZM148 86H149V85H148ZM153 86H154V85H152V87H153ZM166 86H167V85H166ZM197 86H198V84H197ZM218 86H219V85H218ZM253 86H254V85H253ZM59 87H60V86H59ZM71 87H72V85H71ZM71 87H70V88H71ZM113 87H114V85H113ZM125 87H123V88L126 89ZM130 87H133V86H130ZM155 87H156V86H155ZM157 87H158V86H157ZM162 87L164 88L163 85H162ZM170 87H171V86H170ZM188 87H189V86H188ZM225 87H227V86H225ZM262 87H264V85H263ZM262 87H261V88H262ZM21 88H22V87H21ZM104 88H105V87H104ZM104 88H103V89H104ZM133 88H134V87H133ZM137 88H138V87H137ZM137 88H136V90H138ZM139 88H140V87H139ZM143 88H144V85H143ZM145 88H147V87L145 86ZM158 88H159V87H158ZM171 88H172V87H171ZM186 88H187V86H186ZM196 88H197V87H196ZM196 88H195V90H198V89H196ZM235 88H236V87H235ZM22 89H23V88H22ZM61 89H62V88H61ZM65 89H66V88H65ZM93 89H94V88H93ZM107 89H109V87H108ZM147 89H148V88H147ZM203 89H204V88H203ZM214 89H215V88H214ZM232 89H233V88H232ZM239 89H240V88H239ZM242 89H243V88H242ZM252 89H253V87H252ZM263 89H264V88H263ZM111 90H112V89H111ZM139 90H140V89H139ZM148 90H149V89H148ZM148 90H146V92H147ZM153 90H154V89H153ZM156 90H157V89H156ZM174 90H175V89H174ZM184 90H185V89H184ZM186 90H187V89H186ZM205 90H206V89H205ZM205 90H204V91H205ZM209 90H210V89H209ZM212 90H213V89H212ZM215 90H216V89H215ZM226 90H227V89H226ZM248 90H249V89H248ZM253 90H254V89H253ZM257 90H258V89H257ZM30 91H31V90H30ZM103 91H104V90H103ZM115 91H116V87H115L114 92H115ZM130 91H131V90H130ZM150 91H152V90H150ZM160 91H161V90H160ZM167 91H168V90H167ZM192 91H193V90H192ZM218 91H220V90H218ZM241 91H242V90H241ZM245 91H246V89H245ZM261 91H262V90H260V92L258 91V92L260 93V95H261ZM69 92H70V90H69ZM98 92H99V91H98ZM124 92L126 93V91H124ZM124 92H123V95H122V96H123V97H122L123 99H124V96H125V95H124ZM131 92H133V91H131ZM135 92H136V91H134V93H135ZM138 92H139V91H138ZM142 92H143V91H142ZM142 92H141V93H142ZM146 92H145V93H146ZM153 92H154V91H153ZM183 92H184V91H183ZM186 92H187V91H186ZM208 92H209V91H208ZM211 92H212V91H211ZM243 92H244V91H243ZM258 92H256V93H258ZM94 93H95V91H94ZM102 93H103V92H102ZM108 93H109V92H108ZM108 93H106V94H108ZM119 93H120V92H119ZM119 93H117L118 96H119ZM127 93H128V92H127ZM134 93H132V94H134ZM145 93H144V96H145ZM165 93H166V92L164 91L163 94H165ZM197 93H198V91H197ZM229 93H230V92H229ZM231 93H232V92H231ZM238 93H240V92L238 91ZM254 93H255V91H254ZM263 93H264V91H263ZM263 93H262V94H263ZM110 94H111V93H110ZM128 94H129V93H128ZM130 94H131V93H130ZM136 94H137V93H136ZM142 94H143V93H142ZM157 94L159 95L158 92H157ZM161 94H162V93H161ZM168 94H169V93H168ZM224 94H225V93H224ZM233 94H235V93H233ZM87 95H88V94H87ZM89 95H90V94H89ZM96 95H97V94H96ZM111 95H113V94H111ZM120 95H121V94H120ZM138 95H139V93H138ZM147 95H148V92H147ZM147 95H146V96H147ZM212 95H213V94H212ZM225 95H226V94H225ZM242 95H243V94H242ZM29 96H30V95H29ZM36 96H37V95H36ZM97 96H99V95H97ZM104 96H105V95H104ZM116 96H117V95H116ZM129 96H130V95H129ZM131 96H132V95H131ZM131 96H130V97H131ZM133 96H134V95H133ZM133 96H132V97H133ZM139 96H140V95H139ZM165 96H166V95H165ZM176 96H177V95H176ZM186 96H187V95H186ZM194 96H195V95H194ZM210 96H211V95H210ZM215 96H216V95H215ZM238 96H239V95H238ZM246 96H248V95H246ZM257 96H258V94H257ZM40 97H41V96H40ZM60 97H61V96H60ZM93 97H94V96H93ZM100 97H101V96H100ZM114 97H115V96H114ZM114 97H113V99H114ZM119 97H120V96H119ZM127 97H128V95H127ZM130 97H129V99H130ZM157 97H158V96H157ZM159 97L161 98V96H159ZM206 97H207V96H206ZM213 97H214V95H213ZM239 97H240V96H239ZM239 97H238V98H239ZM26 98H27V97H26ZM94 98H95V97H94ZM106 98H107V97H106ZM108 98H109V97H108ZM115 98H116V97H115ZM120 98H121V97H120ZM160 98H159V99H160ZM170 98H171V97H170ZM225 98H226V97H225ZM229 98H230V96H229ZM229 98H228V99H229ZM254 98H256V97H254ZM259 98H260V97H259ZM118 99H119V98H117L116 101L119 102ZM126 99H127V98H126ZM137 99H138V98H137ZM155 99H156V98H155ZM161 99H162V98H161ZM163 99H164V98H163ZM213 99H214V98H213ZM221 99H222V98H221ZM248 99H250V98L248 97ZM83 100H85V99H83ZM88 100H89V99H88ZM142 100H143V99H142ZM174 100H175V99H174ZM203 100H204V99H203ZM208 100H211V99H208ZM229 100H230V99H229ZM240 100H241V98H240L238 101H240ZM242 100H243V99H242ZM251 100H252V99H251ZM57 101H58V100H57ZM78 101H79V100H78ZM91 101H92V100H91ZM97 101H98V98H97ZM123 101H124V100H123ZM160 101H162V100H160ZM199 101H200V99H199ZM201 101H202V100H201ZM201 101H200V102H201ZM217 101H218V100H217ZM225 101H226V99H225ZM231 101H232V100H231ZM243 101H245V100H243ZM252 101H253V100H252ZM31 102H32V101H31ZM72 102H73V101H72ZM98 102H99V101H98ZM128 102H129V100H128ZM134 102H135V100H134ZM147 102H148V101H147ZM153 102H154V101H153ZM167 102H168V99H167ZM194 102H195V101H194ZM204 102H205V101H204ZM235 102H236V100L234 101V103H235ZM162 103L164 104L163 101H162ZM202 103H203V102H202ZM258 103H259V101H258ZM25 104H26V103H25ZM39 104H40V103H39ZM49 104H50V103H49ZM113 104H114V103H113ZM115 104H116V103H115ZM115 104H114V105H115ZM121 104H122V103H121ZM137 104H138V103H137ZM139 104H140V102H139ZM156 104H157V102H156ZM163 104H162V105H163ZM185 104H186V103H185ZM241 104H242V103H241ZM243 104H244V103H243ZM260 104H261V103H260ZM81 105H82V104H81ZM108 105H109V103H108ZM124 105H125V107H126V104H124ZM124 105H123V106H124ZM133 105H134V104H133ZM195 105H196V104H195ZM195 105L193 104V106H195ZM215 105H216V104H215ZM232 105H233V102H232ZM236 105H237V104H236ZM255 105H256V104H255ZM261 105H263V104H261ZM66 106H67V105H66ZM84 106H85V105H84ZM93 106H94V105H93ZM97 106H98V105H97ZM120 106H121V105H120ZM156 106H160V105L157 104ZM165 106L167 107V104H166ZM196 106H197V105H196ZM200 106H201V105H200ZM207 106H208V105H207ZM239 106H241V105H239ZM249 106H250V105H249ZM111 107H113V106H111ZM117 107H118V105H117ZM121 107H122V106H121ZM144 107H145V106H144ZM180 107H181V105H180ZM209 107H210V106H209ZM237 107H238V106H237ZM244 107L246 108V105H245ZM255 107H257V105H256ZM263 107H264V105H263ZM71 108H72V106H71ZM105 108L107 109V107H105ZM113 108H114V107H113ZM148 108H149V107H148ZM153 108H154V107H153ZM194 108H196V107H194ZM202 108H203V107H202ZM204 108H205V107H204ZM221 108H222V107H221ZM77 109H78V108H77ZM81 109H82V108H81ZM85 109H86V108H85ZM95 109H96V108H95ZM115 109H116V108H115ZM124 109H125V108H123V110H122L123 112H124ZM161 109H162V108L160 107L159 110H161ZM165 109H166V108H165ZM165 109H164V110H165ZM214 109H215V108H214ZM235 109H236V108H235ZM238 109H239V108H238ZM246 109H247V108H246ZM69 110H70V109H69ZM78 110H79V109H78ZM98 110H99V109H98ZM109 110H110V107H109ZM168 110H169V108H168ZM174 110H175V107H174ZM177 110H178V109H177ZM89 111H90V110H89ZM96 111H97V110H96ZM110 111H111V110H110ZM115 111H116V110H115ZM120 111H121V110H120ZM120 111H119V112H120ZM126 111H127V113H129L128 110H126ZM137 111H138V110H137ZM139 111H140V110H139ZM139 111H138V112H139ZM141 111H142V110H141ZM166 111H167V110H166ZM64 112H65V111H64ZM66 112H67V111H66ZM145 112H146V111H145ZM219 112H220V111H219ZM250 112H251V111H250ZM262 112H263V110H262ZM98 113H99V112H98ZM111 113H112V112H110V114H111ZM115 113H116V112H115ZM139 113H140V112H139ZM168 113H169V112H168ZM209 113H210V112H209ZM258 113H259V112H258ZM55 114H56V113H55ZM59 114H60V113H59ZM70 114H71V113H70ZM104 114H105V113H104ZM104 114H103V115H104ZM112 114H113V113H112ZM134 114H135V113H134ZM140 114H141V113H140ZM157 114H159V112H157ZM169 114H170V113H169ZM207 114H208V113H207ZM216 114H217V113H216ZM114 115H116V114H114ZM163 115H164V114H163ZM173 115H174V113H173ZM180 115H181V114H180ZM183 115H184V114H183ZM205 115H206V114H205ZM230 115H232V114H230ZM259 115H260V114H259ZM262 115H263V114H262ZM70 116H71V115H70ZM98 116H99V115H98ZM118 116L120 117L119 114H118ZM122 116H123V115H122ZM133 116H134V115H133ZM67 117H68V116H67ZM103 117H104V116H103ZM106 117H107V116H106ZM113 117H115V116H113ZM119 117H118V118H119ZM140 117H141V116H140ZM168 117H170V116H168ZM199 117H200V116H199ZM54 118H55V117H54ZM110 118H111V117H110ZM118 118L115 117L114 119L116 120V119H118ZM126 118H127V117H126ZM132 118H133V117H132ZM146 118H148V117H146ZM165 118H166V117H165ZM231 118H232V117H231ZM244 118H245V117H244ZM100 119H102V118H100ZM140 119H141V118H140ZM170 119H171V118H170ZM176 119H177V118H176ZM188 119H189V117H188ZM206 119H207V118H206ZM212 119H213V118H212ZM253 119H254V118H253ZM67 120H68V119H67ZM79 120H80V119H79ZM102 120H103V119H102ZM105 120H106V119H105ZM118 120H119V119H118ZM126 120H127V119H126ZM153 120H154V119H153ZM189 120H190V119H189ZM232 120H233V119H232ZM59 121H60V120H59ZM108 121H109V120H108ZM108 121H107V122H108ZM121 121H122V120H121ZM121 121H120V122H121ZM132 121H133V120H132ZM141 121H142V120H141ZM204 121H205V120H204ZM225 121H226V120H225ZM250 121H251V120H250ZM63 122H64V121H63ZM98 122H99V121H98ZM110 122H111V121H110ZM114 122L116 123V121H114ZM163 122H164V121H163ZM255 122H256V121H255ZM73 123H74V122H73ZM87 123H88V122H87ZM96 123H97V122H96ZM96 123H95V125H97ZM143 123H144V122H143ZM158 123H159V122H158ZM239 123H241V122L239 121ZM246 123H249V122H246ZM246 123H245V124H246ZM251 123H252V121H251ZM121 124H122V123H121ZM121 124L119 125L120 127H122ZM152 124H153V121H152ZM168 124H169V121H168ZM168 124H167V125H168ZM203 124H204V123H203ZM103 125H104V124H103ZM106 125H107V124H106ZM109 125L111 126V123H110ZM172 125H173V124H172ZM215 125H216V124H215ZM246 125H247V124H246ZM100 126H101V124H100ZM119 126H118V129L120 130L121 128H119ZM138 126H139V125H138ZM142 126H143V125H142ZM156 126H157V125H156ZM165 126H166V123H165ZM241 126H242V127H245V126H243V125H241ZM103 127H104V126H103ZM216 127H217V126H216ZM239 127H240V126H239ZM251 127H252V126H251ZM261 127H262V126H261ZM263 127H264V126H263ZM114 128H115V127H114ZM114 128H113V129H114ZM124 128H125V127H124ZM157 128H158V127H157ZM219 128H221V127H219ZM240 128H241V127H240ZM254 128H256V127H254ZM97 129H98V128H97ZM159 129H160V128H159ZM229 129H230V128H229ZM115 130H116V129H115ZM115 130H114V133L116 132ZM134 130H135V129H134ZM151 130H152V129H151ZM169 130H170V129H169ZM173 130H174V129H173ZM173 130H172V131H173ZM257 130H258V129H257ZM263 130H264V129H263ZM112 131H113V130H112ZM160 131H161V130H160ZM213 131H214V130H213ZM249 131H250V130H248V132H249ZM254 131H255V130H254ZM258 131H259V130H258ZM101 132H102V131H101ZM107 132H109V131H107ZM120 132H121V130H120ZM225 132H226V131H225ZM251 132H253V131H251ZM262 132H263V131H262ZM262 132H260V133H262ZM117 133H118V131H117ZM165 133H166V130H165ZM170 133H171V132H170ZM172 133H173V132H172ZM177 133H178V132H177ZM192 133H193V131H192ZM197 133H198V132H197ZM254 133H255V132H254ZM263 133H264V132H263ZM56 134H57V133H56ZM95 134H96V132H95ZM103 134H104V133H103ZM108 134H109V133H108ZM125 134H126V133H125ZM145 134H146V133H145ZM151 134H153V133L151 132ZM181 134H182V133H181ZM181 134H180V135H181ZM185 134H186V133L184 132V135H185ZM241 134H242V133H241ZM109 135H110V134H109ZM114 135H115V134H114ZM114 135H112V136H114ZM123 135H124V134H123ZM172 135H173V134H172ZM175 135H176V134H175ZM188 135H189V134H188ZM200 135H201V134H200ZM200 135H199V137H201ZM257 135H258V132H257ZM118 136H119V133H118ZM148 136H149V135H148ZM153 136H154V134H153ZM161 136H162V135H161ZM166 136H167V135H166ZM168 136H169V135H168ZM176 136H177V135H176ZM195 136H196V134H195ZM252 136H253V135H252ZM69 137H70V136H69ZM103 137H104V136H103ZM121 137H122V135H121ZM121 137H120V138H121ZM131 137H133V136H131ZM157 137H158V134H157ZM157 137H156V141H157V139H158ZM162 137H164V136H162ZM255 137H256V136H254V138H255ZM260 137H261V136H260ZM85 138H86V137H85ZM91 138H92V137H91ZM112 138H113V137H112ZM116 138H117V137H116ZM116 138H115L114 140H116ZM124 138H125V136H124ZM150 138H151V137H150ZM169 138H170V137H169ZM171 138H172V137H171ZM182 138H183V137H182ZM257 138H258V137H257ZM139 139H140V138H139ZM160 139H161V137H160ZM196 139H197V137H196ZM199 139H200V138H199ZM239 139H240V138H239ZM118 140H119V139H118ZM124 140H125V139H124ZM128 140L130 141V139H128ZM149 140H152V139H149ZM161 140H163V139H161ZM111 141L113 142V140H111ZM131 141H132V140H131ZM169 141H170V140H169ZM177 141H178V140H177ZM188 141H189V140H188ZM252 141H253V140H252ZM127 142H128V141H127ZM142 142H143V140H142ZM145 142H146V141H145ZM153 142H154V141H153ZM167 142H168V141H167ZM175 142H176V141H175ZM235 142H236V141H235ZM263 142H264V141H263ZM117 143H118V142H117ZM119 143H121V142H119ZM125 143H126V141H125ZM128 143H129V145L131 144L130 142H128ZM158 143H159V142H158ZM162 143H163V142H162ZM165 143H166V142H165ZM182 143H184V142H182ZM202 143H204V142H202ZM242 143H243V142H242ZM260 143H261V142H260ZM260 143H258L259 146H260ZM94 144H95V143H94ZM140 144L142 145V143H140ZM146 144H147V143H146ZM163 144H164V143H163ZM169 144H170V143H169ZM169 144H168V146H169ZM234 144H235V143H234ZM243 144H244V143H243ZM251 144H252V143H251ZM68 145H69V144H68ZM103 145H104V144H103ZM110 145H112V144L110 143ZM121 145H122V143H121ZM129 145H127V146H129ZM147 145H148V144H147ZM166 145H167V144H166ZM214 145H215V144H214ZM240 145H241V144H240ZM246 145H247V144H246ZM91 146H92V145H91ZM114 146H115V145H114ZM171 146H172V145H171ZM196 146H197V145H196ZM250 146H251V145H250ZM256 146H257V145H256ZM69 147H70V146H69ZM111 147H112V146H110V148H111ZM160 147H162V146H160ZM183 147H184V146H183ZM211 147H212V144H211ZM103 148H104V147H103ZM106 148H107V147H106ZM113 148H114V147H113ZM122 148H123V147H122ZM136 148H137V147H136ZM177 148H178V147H177ZM230 148H231V147H230ZM255 148H256V147H255ZM114 149H115V148H114ZM131 149H132V148H131ZM137 149H138V148H137ZM148 149H149V148H148ZM162 149H163V148H162ZM214 149H215V148H214ZM263 149H264V147H263ZM34 150H35V149H34ZM101 150H102V148H101ZM132 150H133V149H132ZM150 150H151V149H150ZM166 150H167V149H165V151H164L165 153H166ZM245 150H246V149H245ZM248 150H249V149H248ZM66 151H67V150H66ZM116 151L118 152V149H117ZM128 151H129V149H128ZM161 151H163V150H161ZM253 151H254V150H253ZM17 152H18V151H16V153H17ZM29 152L31 153V150H29ZM32 152H33V151H32ZM100 152H101V151H100ZM112 152H114V151H112ZM120 152H121V150H120ZM131 152H132V151H130V153H131ZM137 152H138V151H137ZM140 152H141V151H140ZM140 152H139V153H140ZM152 152H153V151H152ZM169 152H170V151H169ZM180 152H181V151H180ZM188 152H189V151H188ZM30 153H29V154H30ZM33 153H35V152H33ZM33 153H32V154H33ZM115 153H116V152H114V154H115ZM127 153H128V152H127ZM135 153H136V151H135ZM177 153H178V151H177ZM25 154H26V153H25ZM61 154H62V153H61ZM77 154H79V153H77ZM118 154H119V153H118ZM124 154H125V153H124ZM132 154H133V153H132ZM141 154H142V153H141ZM162 154H163V153H162ZM175 154H176V153H175ZM207 154H208V153H207ZM218 154H219V153H218ZM226 154H227V153H226ZM248 154H249V153H248ZM256 154H257V153H256ZM13 155H14V154H13ZM15 155H16V156L19 155L18 157H20V153H19V152H18L17 154H15ZM15 155H14V156H15ZM27 155H28V154H27ZM27 155H26V156H27ZM34 155H35V154H34ZM72 155H73V154H72ZM88 155H89V153H88ZM90 155H91V153H90ZM97 155H98V153H97ZM108 155H109V153H108ZM108 155H107V157H108ZM112 155H113V154H112ZM115 155H116V154H115ZM133 155H134V154H133ZM135 155H136V154H135ZM135 155H134V156H135ZM148 155H149V153H148ZM157 155H158V154H157ZM169 155H171V154H169ZM181 155H182V154H181ZM190 155H191V154H190ZM262 155H263V153H262ZM262 155L260 154L259 157L262 156ZM14 156H13V157H14ZM16 156H15V157H16ZM32 156H33V155H32ZM73 156H74V155H73ZM103 156H105V155H103ZM125 156H126V155H125ZM165 156H167V155H165ZM249 156H250V155H249ZM263 156H264V155H263ZM33 157H34V156H33ZM49 157H50V156H49ZM89 157H91V156H89ZM98 157H99V156H98ZM119 157H120V156H119ZM132 157H133V156H132ZM141 157H142V156H141ZM149 157H150V155H149ZM153 157H155V156H153ZM187 157H188V154H187ZM156 158H157V156H156ZM161 158H162V157H161ZM164 158H165V157H164ZM240 158H241V157H240ZM244 158H245V157H244ZM14 159H16V158H14ZM18 159H19V158H18ZM25 159H26V160H25ZM25 159H24L25 161H29V160H27V158H25ZM70 159H71V158H70ZM127 159H128V157H127ZM135 159H136V158H135ZM142 159H143V158H142ZM214 159H215V158H214ZM255 159H256V158H255ZM263 159H264V158H263ZM31 160H32V159H31ZM103 160H104V158H103ZM121 160H122V159H121ZM121 160H120V161H121ZM154 160H156V159H154ZM178 160H179V159H178ZM233 160H234V159H233ZM15 161L18 163L17 159H16ZM96 161H97V160H96ZM107 161H108V160H107ZM107 161H106V162H107ZM109 161H110V160H109ZM118 161H119V160H118ZM125 161H126V160H125ZM142 161H143V160H142ZM151 161H152V160H151ZM163 161H164V160H163ZM168 161H169V160H168ZM168 161H167V162H168ZM170 161H171V158H170ZM176 161H177V160H176ZM181 161H183V159H182ZM189 161H190V159H189ZM191 161H193V160H191ZM194 161H195V160H194ZM201 161H202V160H201ZM201 161H200V162H201ZM205 161H206V160H205ZM211 161H212V160H211ZM241 161H242V160H241ZM250 161H251V160H250ZM263 161H264V160H263ZM33 162H35V161H33ZM79 162H80V161H79ZM94 162H95V161H94ZM100 162H101V161H100ZM103 162H104V161H103ZM106 162H105V163H106ZM114 162H115L114 160H113V162L110 161V163L115 164ZM128 162H129V161H128ZM131 162H132V161H131ZM159 162H160V160H159ZM167 162H166V164H167ZM174 162H175V161H174ZM178 162H179V161H178ZM14 163H15V162H14ZM28 163H29V162H28ZM84 163H85V162H84ZM86 163H87V162H86ZM117 163H118V162H117ZM126 163H127V162H126ZM129 163H130V162H129ZM201 163H202V162H201ZM203 163H204V162H203ZM207 163H208V162H207ZM213 163H214V162H213ZM257 163H258V162H257ZM120 164H121V162H120ZM120 164H119V166H121ZM137 164H138V163H137ZM142 164H143V163H142ZM149 164H150V163H149ZM172 164H173V163H172ZM179 164H180V163H179ZM225 164H226V163H225ZM258 164H259V163H258ZM83 165H84V164H83ZM87 165H88V164H87ZM103 165H104V163H103ZM127 165H128V164H127ZM160 165H161V164H160ZM164 165H165V163H164ZM15 166H16V165H15ZM79 166H80V165H79ZM101 166H102V165H101ZM105 166H106V164H105ZM105 166H104V167H105ZM112 166H113V165H112ZM141 166H142V165H141ZM141 166H140V167H141ZM151 166H152V165H151ZM151 166H150V168H152ZM173 166H174V165H173ZM173 166H172V167H173ZM202 166H203V164H202ZM226 166H227V165H226ZM249 166H250V165H249ZM259 166H260V165H258V167H259ZM61 167H62V166H61ZM90 167L92 168V166H90ZM93 167H94V165H93ZM125 167H126V166H125ZM135 167H136V166H135ZM153 167H154V166H153ZM157 167H158V166H157ZM175 167H176V166H175ZM219 167H220V166H219ZM246 167H247V166H246ZM21 168H22V167H21ZM59 168H60V167H59ZM86 168H87V167H86ZM88 168H89V167H88ZM123 168H124V167H123ZM126 168H127V167H126ZM130 168H131V167H130ZM143 168H144V167H143ZM159 168H160V166H159ZM169 168H170V167H169ZM173 168H174V167H173ZM208 168H210V167H208ZM248 168H249V167H248ZM250 168H251V166H250ZM110 169H112V168H110ZM114 169H115V168H114ZM121 169H122V168H121ZM156 169H157V168H156ZM170 169H171V168H170ZM191 169H192V168H191ZM255 169H256V168H255ZM83 170H84V169H83ZM90 170H91V169H90ZM96 170H97V169H96ZM104 170H105V169H104ZM117 170H118V169H117ZM154 170H155V169H154ZM166 170H167V169H166ZM175 170H176V169H175ZM203 170H204V169H203ZM206 170H207V169H206ZM209 170H210V169H209ZM261 170H262V169H261ZM24 171H25V170H24ZM69 171H70V170H69ZM100 171H102V170H100ZM113 171H114V170H113ZM130 171H131V169H130ZM157 171H158V170H157ZM170 171H171V170H170ZM172 171H173V170H172ZM177 171H178V169H177ZM233 171H234V170H233ZM257 171H258V170H257ZM54 172H56V171L54 170ZM86 172H87V171H86ZM115 172H116V169H115ZM124 172H125V171H124ZM126 172H127V170H126ZM126 172H125V173H126ZM158 172H159V171H158ZM178 172H179V171H178ZM261 172H262V171H261ZM66 173H68V172H66ZM66 173H64V174H66ZM89 173H90V171H89ZM94 173H96V172H94ZM103 173H104V171H103ZM111 173H112V172H111ZM121 173H122V171H121ZM159 173H160V172H159ZM161 173H162V172H161ZM202 173H203V172H202ZM228 173H229V172H228ZM80 174H81V173H80ZM117 174H118V173H117ZM170 174H172V173H170ZM170 174H169V176H170ZM205 174H206V173H205ZM205 174H204V175H205ZM221 174H222V173H221ZM240 174H242V173H240ZM113 175H114V174H113ZM113 175H112V176H113ZM115 175H116V174H115ZM127 175H128V177H129L130 174L127 173ZM131 175H132V174H131ZM131 175H130V176H131ZM156 175H157V174H156ZM175 175H176V174H175ZM228 175H229V174H228ZM249 175H250V174H249ZM252 175H254V174L252 173ZM252 175H251V176H252ZM11 176H12V175H11ZM95 176H96V175H95ZM121 176H122V175H121ZM167 176H168V174H167ZM173 176H174V173H173ZM177 176H178V175H177ZM180 176H181V175H180ZM184 176H186V175L184 174ZM230 176H232V175H230ZM235 176H236V175H235ZM239 176H241V175H239ZM260 176H261V174H260ZM15 177H16V176H15ZM69 177H70V176H69ZM90 177H91V176H90ZM101 177H103V174H102ZM101 177H100V178H101ZM132 177H133V176H132ZM147 177H148V176H147ZM157 177H158V176H157ZM159 177H160V176H159ZM178 177H179V176H178ZM178 177H177V178H178ZM223 177H224V176H223ZM226 177H227V176H226ZM241 177H242V176H241ZM245 177L247 178L246 175H245ZM257 177H258V175H257ZM61 178H62V177H61ZM91 178H92V177H91ZM116 178H117V177H116ZM167 178H169V177H167ZM198 178H199V177H198ZM201 178H202V177H201ZM248 178H249V176H248ZM93 179H94V178H93ZM105 179H106V178H105ZM162 179H164V177H162ZM171 179H172V177H171ZM174 179H175V177H174ZM190 179H191V178H190ZM215 179H216V178H215ZM234 179H235V178H234ZM158 180H160V178H158ZM165 180H166V178H165ZM209 180H210V179H209ZM224 180H225V179H224ZM241 180H242V178H241ZM246 180H247V179H246ZM249 180H251V179H249ZM249 180H248V181H249ZM252 180H253V178H252ZM59 181H60V180H59ZM74 181H75V180H74ZM74 181H73V182H74ZM104 181H105V180H104ZM117 181H118V180H117ZM63 182H64V181H63ZM107 182H108V181H107ZM114 182H115V180H114ZM123 182H124V180H123ZM168 182H169V181H168ZM225 182L227 183L228 181H225ZM244 182H245V181H244ZM258 182H259V180H258ZM27 183H28V182H27ZM70 183H71V181H70ZM117 183H118V182H117ZM117 183H116V184H117ZM119 183H120V182H119ZM171 183H172V182H171ZM200 183H201V182H200ZM64 184H66V183L64 182ZM124 184H125V183H124ZM133 184H134V183H133ZM195 184H196V183H195ZM237 184H238V183H237ZM82 185H83V183H82ZM112 185H113V184H112ZM117 185H118V184H117ZM127 185H128V184H127ZM162 185H163V184H162ZM175 185H177V183H176ZM221 185H222V184H221ZM227 185H228V184H227ZM86 186H87V185H86ZM106 186H107V185H106ZM121 186H122V185H121ZM173 186H174V185H173ZM179 186H180V185H179ZM192 186H193V185H192ZM228 186H229V185H228ZM73 187H74V185H73ZM110 187H111V186H110ZM127 187H129V186H127ZM204 187H205V186H204ZM245 187H246V186H245ZM4 188H5V187H4ZM24 188H25V187H24ZM107 188H108V187H107ZM125 188H126V187H125ZM136 188H137V187H136ZM138 188H139V186H138ZM170 188H171V187H170ZM199 188L201 189V187H199ZM199 188H198V189H199ZM259 188H260V187H258V189H259ZM30 189H31V188H30ZM50 189H51V188H50ZM58 189H59V188H58ZM96 189H97V188H96ZM99 189H100V188H99ZM225 189H226V188H225ZM31 190H32V189H31ZM73 190H75V188H74ZM187 190H188V189H187ZM227 190H228V189H227ZM247 190H248V189H247ZM262 190H263V189H262ZM77 191H78V190H76V192H77ZM103 191H105V190H103ZM114 191H115V190H114ZM121 191H122V190H121ZM181 191H182V190H181ZM185 191H186V190H185ZM192 191H193V190H192ZM199 191H200V190H199ZM219 191H220V190H219ZM225 191H226V190H225ZM25 192H26V191H25ZM70 192H71V191H70ZM98 192H99V191H98ZM105 192H106V191H105ZM128 192H129V191H128ZM158 192H159V191H158ZM158 192H157V194H158ZM204 192H205V191H204ZM214 192H215V191H214ZM256 192H257V191H256ZM260 192H261V191H260ZM263 192H264V191H263ZM101 193H103V192L101 191ZM222 193H223V192H222ZM251 193H252V192H251ZM22 194H23V193H22ZM54 194H55V193H54ZM67 194H68V193H67ZM84 194H86V193H84ZM92 194H93V193H92ZM117 194H118V193H117ZM130 194H131V193H130ZM190 194L192 195V192H191ZM30 195H31V194H30ZM32 195H33V193H32ZM50 195H51V194H50ZM55 195H56V194H55ZM81 195H82V194H81ZM146 195H147V194H146ZM186 195H187V193H186ZM186 195H185V197H186ZM201 195H202V194H201ZM211 195H212V194H211ZM236 195H237V194H236ZM16 196H17V195H16ZM28 196H29V195H28ZM67 196H68V195H67ZM96 196H97V195H96ZM98 196H99V195H98ZM98 196H97V197H98ZM215 196H216V195H215ZM84 197H85V195H84ZM136 197H137V196H136ZM194 197H195V196H194ZM194 197H193V198H194ZM197 197H198V196H197ZM197 197H196V198H197ZM244 197H245V196H244ZM16 198H17V197H16ZM85 198H86V197H85ZM101 198H102V197H101ZM122 198H123V197H122ZM67 199H68V198H67ZM74 199H75V198H74ZM77 199H79V198H77ZM86 199H87V198H86ZM92 199H93V197H92ZM109 199H110V198H109ZM113 199H114V198H113ZM199 199H200V198H199ZM233 199H234V198H233ZM70 200H71V199H70ZM70 200H69V201H70ZM84 200H85V199H84ZM93 200H94V199H93ZM99 200H100V199H99ZM220 200H221V199H220ZM33 201H34V200H33ZM33 201H32V202H33ZM59 201H60V200H59ZM73 201H74V200H73ZM76 201H77V200H76ZM79 201H80V200H79ZM102 201H103V200H102ZM102 201H101V202H102ZM108 201H109V200H108ZM112 201H113V200H112ZM125 201H127V200H125ZM160 201H161V200H160ZM186 201H187V200H186ZM191 201H192V200H191ZM211 201H212V200H211ZM215 201H216V200H215ZM218 201H219V200H218ZM224 201H225V200H224ZM234 201H235V200H234ZM18 202H19V200H18ZM26 202H27V201H26ZM26 202H25V203H26ZM66 202H67V201H66ZM77 202H78V201H77ZM77 202H76V203H77ZM101 202H100V203H101ZM104 202H105V201H104ZM104 202H102V203L104 204ZM127 202H129V201H127ZM130 202H131V201H130ZM153 202H154V201H153ZM162 202H164V201H162ZM173 202H174V201H173ZM251 202H253V201L251 200ZM71 203H73V202H71ZM79 203H80V202H78V204H79ZM82 203H84V202L82 201ZM89 203H90V202H89ZM116 203H117V202H116ZM135 203H136V202H135ZM137 203H138V202H137ZM143 203H144V202H143ZM174 203H175V202H174ZM189 203H191V202H189ZM194 203H195V202H194ZM229 203H230V201H229ZM0 204H1V203H0ZM7 204H8V202H7ZM23 204H24V203H23ZM28 204H29V203H28ZM58 204H59V203H58ZM67 204H68V202H67ZM85 204H86V203H85ZM98 204H99V203H98ZM103 204H102V206H104ZM109 204H110V203H109ZM119 204H120V203H119ZM207 204H208V203H207ZM210 204H211V203H210ZM216 204H217V203H216ZM258 204H259V203H258ZM33 205H36V204L33 203ZM43 205H44V204H43ZM71 205H72V204H71ZM76 205H77V204H76ZM123 205H125V204H123ZM134 205H135V204H134ZM136 205H137V204H136ZM146 205H147V204H146ZM150 205H151V204H150ZM202 205H203V204H202ZM213 205H214V203H213ZM36 206H37V205H36ZM79 206H80V205H79ZM90 206H91V205H90ZM102 206H100V207H102ZM113 206H114V205H113ZM130 206H131V205H130ZM171 206H172V205H171ZM173 206H174V205H173ZM173 206H172V208H173ZM195 206H196V205H195ZM22 207H23V206H22ZM27 207H28V206H27ZM70 207H71V206H70ZM73 207H74V206H73ZM76 207H78V205H77ZM76 207H75V208H76ZM95 207H96V206H95ZM105 207L107 208V206H105ZM117 207H118V205H117ZM120 207H121V206H120ZM125 207H126V206H125ZM133 207H134V206H133ZM143 207H144V206H143ZM225 207H226V206H225ZM7 208H8V207H7ZM56 208H57V207H56ZM85 208H87V207H85ZM85 208H84V209H85ZM111 208H112V207H111ZM118 208H119V207H118ZM149 208H151V206H150ZM166 208H167V207H166ZM198 208H199V207H198ZM198 208H197V209H198ZM203 208H204V207H203ZM207 208H208V207H206V210H207ZM215 208H216V207H215ZM236 208H237V207H236ZM15 209H16V207H15ZM18 209H19V208H18ZM18 209H17V210H18ZM25 209H26V207H25ZM53 209H54V208H53ZM103 209H105V208H103ZM124 209H125V208H124ZM135 209H136V208H135ZM167 209H168V208H167ZM209 209H211V208H209ZM218 209H219V208H218ZM228 209H229V208H228ZM237 209H238V208H237ZM5 210H6V209H5ZM5 210H4V212H5ZM69 210H70V209H69ZM80 210H81V209H80ZM82 210H83V208H82ZM82 210H81V212H82ZM94 210H95V209H94ZM94 210H93V212H94ZM122 210H123V209H122ZM137 210H138V212H139V207H138ZM142 210H143V209H142ZM146 210H147V209H146ZM168 210H169V209H168ZM194 210H195V209H194ZM194 210H193V211H194ZM246 210H247V209H246ZM12 211H13V210H12ZM19 211H20V210H19ZM22 211H23V210H22ZM31 211H32V210H31ZM77 211H78V210H77ZM132 211H133V210H132ZM149 211H150V210H149ZM171 211H172V210H171ZM178 211H179V210H178ZM202 211H203V210H202ZM218 211H219V210H218ZM221 211H222V210H221ZM232 211H233V210H232ZM249 211H250V210H249ZM25 212H26V211H25ZM34 212H35V211H34ZM34 212H33V213H34ZM51 212H53V211H51ZM78 212H80V211H78ZM83 212H84V211H83ZM86 212H87V211H86ZM114 212L118 213L117 211H114ZM120 212H121V211H120ZM123 212H125V211H123ZM142 212H143V211H142ZM145 212H146V211H145ZM165 212H166V211H165ZM179 212H180V211H179ZM200 212H201V211H200ZM215 212H216V211H215ZM215 212H214V214L220 217V215L216 214V213H219V212H216V213H215ZM0 213H2V212H0ZM15 213H16V212L14 211V214H15ZM26 213H27V212H26ZM33 213H30V214H33ZM37 213H38V212H37ZM106 213L108 214L109 211L106 212ZM131 213H132V212H131ZM149 213H150V212H149ZM152 213H153V212H152ZM207 213H208V212H207ZM212 213H213V212H212ZM236 213H237V212H236ZM256 213H257V212H256ZM24 214H25V213H24ZM87 214H88V213H87ZM93 214H94V213H93ZM96 214H97V213H96ZM101 214H102V213H101ZM113 214H114V213H113V211H112V216L114 217L115 214H114V215H113ZM158 214H159V213H158ZM208 214H211V213H208ZM208 214H207V215H208ZM219 214H220V213H219ZM1 215H2V218H3L4 215H3V214H1ZM36 215H37V214H36ZM88 215H89V214H88ZM97 215H98V214H97ZM117 215H118V214H117ZM134 215H136V214H134ZM145 215H146V214H145ZM154 215H155V214H154ZM168 215H169V214H168ZM201 215H202V214H201ZM205 215H206V214H205ZM223 215H224V214H223ZM20 216H21V214H20ZM51 216H52V215H51ZM81 216H82V215H81ZM84 216H85V215H84ZM101 216H102V215H100V217H101ZM124 216H125V215H124ZM132 216H133V215H132ZM136 216H137V215H136ZM240 216H241V215H240ZM256 216H258V215H256ZM4 217H5V216H4ZM6 217H7V216H6ZM21 217H22V216H21ZM34 217H36V216H34ZM47 217H48V216H47ZM63 217H64V216H63ZM85 217H86V216H85ZM85 217H84V218H85ZM92 217H93V216H92ZM95 217H96V216H95ZM97 217H99V216H97ZM104 217H106V216H104ZM119 217H121V216H119ZM155 217H156V216H155ZM179 217H180V216H179ZM206 217H207V216H206ZM210 217H211V216H210ZM221 217H222V216H221ZM259 217H260V216H259ZM263 217H264V216H263ZM9 218H10V217H9ZM25 218H26V217H25ZM29 218H30V216H29ZM72 218H73V217H72ZM87 218H88V217H87ZM87 218H86V219H87ZM131 218H132V217H131ZM133 218H134V217H133ZM137 218H138V217H137ZM166 218H167V217H166ZM181 218H182V217H181ZM215 218H216V217H215ZM241 218H242V217H241ZM241 218H240V219H241ZM41 219H42V218H40V220H41ZM98 219H99V218H98ZM103 219H104V218H103ZM103 219H102V220H103ZM145 219H146V218H145ZM163 219H164V218H163ZM209 219H210V218H209ZM220 219H221V218H220ZM243 219H244V218H243ZM257 219H258V218H257ZM18 220H19V219H18ZM18 220H16V221H18ZM21 220H22V219H21ZM33 220H35V219H33ZM55 220H56V219H55ZM116 220H117V219H116ZM135 220H138V219H135ZM141 220H142V219H141ZM151 220H152V218H151ZM156 220H157V219H156ZM166 220H167V219H166ZM241 220H242V219H241ZM25 221H26V220H25ZM28 221H29V220H28ZM45 221H46V220H45ZM45 221H44V222H45ZM71 221H72V220H71ZM90 221H92V220H90ZM104 221H105V220H104ZM107 221H108V220H107ZM112 221H113V220H112ZM121 221H122V220H121ZM144 221H145V220H144ZM167 221L169 222V220H167ZM175 221H176V220H175ZM178 221H180V220L178 219ZM178 221H177V222H178ZM200 221H201V220H200ZM216 221H218V220H216ZM216 221H214V222L217 223ZM227 221H228V219H227ZM261 221H262V220H261ZM1 222H2V221H1ZM4 222H5V220H4ZM4 222H3V223H4ZM7 222H9L8 219L6 220L5 223L7 224ZM18 222H19V221H18ZM18 222H16V224H17ZM21 222H22V221H21ZM30 222H31V220H30ZM30 222H29L28 225H30V224L32 223V222H31V223H30ZM61 222H62V221H61ZM79 222H80V221H79ZM85 222H87V220L84 221V223H85ZM95 222H98V221H95ZM101 222H102V221H101ZM113 222H114V221H113ZM124 222H125V220H124ZM131 222H133V221L131 220ZM139 222H140V221H139ZM170 222H171V221H170ZM214 222H213V223H214ZM218 222H219V221H218ZM9 223H10V222H9ZM53 223H56V221L53 222ZM82 223H83V222H82ZM82 223H81V224H82ZM88 223H89V222H88ZM107 223H108V222H107ZM126 223H127V222H126ZM141 223H142V222H141ZM141 223H140V224H141ZM147 223H148V222H147ZM157 223H158V222H157ZM184 223H185V222L183 221V224H184ZM215 223H214V224H215ZM219 223H220V222H219ZM35 224H36V223H35ZM42 224H43V223H42ZM42 224H41V225H42ZM44 224H45V223H44ZM57 224H59V223H57ZM94 224H95V223H94ZM94 224H93V225H94ZM105 224H106V223H105ZM112 224H113V223H112ZM142 224H143V223H142ZM225 224H226V223H225ZM8 225H9V224H8ZM14 225H15V223H14ZM18 225H20V224L18 223ZM22 225H24V227H25V224H22ZM76 225H77V224H76ZM82 225H83V224H82ZM93 225H92V227H93ZM97 225H98V224L96 223V226H97ZM109 225H110V224H109ZM124 225H125V224H124ZM130 225H131V224H130ZM149 225H150V224H149ZM163 225H164V224H163ZM195 225H196V224H195ZM209 225H210V224H209ZM217 225H218V224H217ZM220 225H221V223L219 224V226H220ZM32 226H33V225H32ZM55 226H56V224H55ZM55 226H54V228H55ZM63 226H64V224H63ZM85 226H86V225L84 224L83 227H85ZM89 226H90V225H89ZM107 226H108V224H107ZM120 226H121V225H120ZM142 226H143V225H142ZM144 226H145V225H144ZM170 226H171V225H170ZM215 226H216V225H215ZM230 226H231V225H230ZM256 226H257V225H256ZM2 227H3V226H2ZM10 227L12 228L13 226H10ZM10 227H9V228H10ZM27 227H29V226H27ZM30 227H31V225H30ZM36 227H38V224H37ZM40 227H42V226H40ZM40 227H39V228H40ZM50 227H51V226H50ZM64 227H65V226H64ZM76 227H77V226H76ZM80 227H81V226H80ZM86 227H88V226H86ZM99 227H100V226H98V228H99ZM117 227H118V226H117ZM132 227H133V226H132ZM147 227H148V226H147ZM172 227H173V225H172ZM180 227H181V226H180ZM217 227H218V226H217ZM217 227H216V228H217ZM221 227H222V226H221ZM224 227H225V226H224ZM224 227H223V228H224ZM258 227H259V226H258ZM0 228H1V226H0ZM4 228H5V227H3V229H4ZM7 228H8V227H7ZM16 228H17V227H16ZM54 228H53V229H54ZM94 228H95V226H94ZM94 228H92V229H94ZM102 228H103V226H102ZM144 228H145V227H144ZM155 228H156V227H155ZM162 228H163V227H162ZM214 228H215V227H214ZM219 228H220V227H218V229H219ZM223 228H222V229H219V230H220V231H221V230H222V231H223V230L225 231V229H226L227 227H225L224 229H223ZM19 229H20V228H19ZM28 229H29V228H28ZM28 229H27V230H28ZM31 229H32V228H31ZM62 229H64V228H62ZM69 229H70V228H69ZM72 229H73V228H72ZM74 229H75V228H74ZM76 229H77V228H76ZM106 229H107V228H106ZM119 229H120V228H119ZM127 229H128V228H127ZM127 229H126V230H127ZM130 229H132V228H130ZM138 229H139V228H138ZM159 229H160V228H159ZM177 229H178V228H177ZM4 230H5V229H4ZM13 230H14V229H13ZM23 230H24V229H23ZM25 230H26V229H25ZM40 230H41V229H40ZM44 230H45V229H44ZM44 230H43V231H44ZM115 230H116V227H115ZM149 230H150V229H149ZM164 230H165V229H164ZM167 230H168V229H167ZM203 230H204V229H203ZM229 230H230V229H229ZM5 231H6V230H5ZM8 231H9V230H8ZM10 231H11V230H10ZM10 231H9V232H10ZM15 231H16V230H15ZM29 231L32 232V233L34 232L33 229H32V230H29ZM71 231H72V230H71ZM98 231H99V229H98ZM101 231H102V230H101ZM121 231H122V229H121ZM128 231H129V230H128ZM131 231H132V230H131ZM162 231H163V230H162ZM179 231H180V230H179ZM181 231H182V230H181ZM185 231H186V230H185ZM187 231H188V230H187ZM212 231H213V230H212ZM215 231H216V230H215ZM220 231L217 232V233L220 234ZM224 231H223V232H224ZM232 231H233V230H232ZM26 232H27V231H26ZM38 232H39V231H38ZM135 232H136V231H135ZM204 232H205V231H204ZM229 232H230V231H229ZM229 232H228V233H229ZM258 232H259V231H258ZM36 233H37V231H36ZM39 233H40V232H39ZM41 233H42V232H41ZM51 233H52V232H51ZM103 233H104V231H103ZM115 233H116V232H115ZM117 233H118V232H117ZM117 233H116V234H117ZM140 233H142V232H140ZM166 233H167V232H166ZM173 233H174V232H173ZM186 233H187V232H186ZM224 233H226V232H224ZM244 233H245V232H244ZM259 233H260V232H259ZM14 234H15V233H14ZM23 234H24V233H23ZM23 234H22V235H23ZM28 234H29V233H28ZM65 234H66V233H65ZM122 234H123V233H122ZM132 234H133V233H132ZM147 234H148V233H147ZM162 234H164V233H162ZM176 234H177V233H176ZM181 234H182V233H181ZM215 234H216V233H215ZM17 235H18V232H17ZM19 235H20V234H19ZM29 235H30V234H29ZM37 235H38V234H37ZM37 235H36V236H37ZM101 235H103V234H101ZM114 235H115V234H114ZM141 235H142V234H141ZM154 235H155V234H154ZM169 235H170V234H169ZM184 235H185V234H184ZM225 235H227V234H225ZM23 236H24V235H23ZM42 236H43V235H42ZM42 236H41V237H42ZM51 236H52V235H51ZM54 236H55V235H54ZM106 236H107V235H106ZM118 236H119V235H118ZM125 236H126V235H125ZM125 236H124V237H125ZM130 236H131V235L129 234V237H130ZM132 236H133V235H132ZM134 236H135V235H134ZM150 236H151V234H150ZM161 236H162V235H161ZM166 236H167V235H166ZM176 236H177V235H176ZM181 236H182V235H181ZM181 236H180V237H181ZM219 236H220V235H219ZM227 236H228V235H227ZM262 236H264V235H262ZM25 237H26V236H25ZM25 237H24V238H25ZM37 237H38V236H37ZM49 237H50V236H49ZM56 237H57V236H56ZM112 237H114V236H112ZM129 237H128V238H129ZM138 237H139V236H138ZM145 237H146V235H145ZM174 237H175V236H174ZM187 237H188V235H187ZM233 237H234V236H231V238H233ZM22 238H23V237H22ZM32 238L35 239V237H32ZM39 238H40V237H38V240H39ZM52 238H54V237H52ZM57 238H58V237H57ZM105 238H106V237H105ZM108 238H110V237H108ZM108 238H107V239H108ZM116 238H117V237H116ZM178 238H179V237H178ZM183 238H184V236H183ZM218 238H219V237H218ZM256 238H257V240H258V237H256ZM5 239H6V238H5ZM9 239H10V238H9ZM45 239H47V238H45ZM120 239H121V238H120ZM134 239H135V238H134ZM166 239H167V237H166ZM176 239H177V238H176ZM181 239H182V238H181ZM214 239H215V238H214ZM220 239H221V236H220ZM38 240H37V241H38ZM112 240H113V239H112ZM117 240H118V239H117ZM122 240H123V239H122ZM132 240H133V239H132ZM132 240H131V241H132ZM143 240H144V239H143ZM146 240H147V239H146ZM148 240H149V239H148ZM160 240H161V239H160ZM215 240H216V239H215ZM232 240H235V241L237 242L236 239H232ZM232 240H230V241H232ZM1 241H2V240H1ZM4 241H5V240H4ZM7 241H8V240H7ZM11 241H12V240H11ZM33 241H34V240H33ZM47 241H48V240H47ZM52 241H53V240H52ZM109 241H110V240H109ZM127 241H128V240H127ZM129 241H130V240H129ZM218 241H219V239H218ZM222 241H223V239H222ZM224 241H226V240H224ZM228 241H229V240H228ZM262 241H264V240H262ZM123 242H124V241H123ZM135 242H136V241H135ZM151 242H152V241H151ZM213 242H214V240H213ZM259 242H260V240H259ZM13 243H14V242H13ZM23 243H24V242H23ZM39 243H40V241H39ZM46 243H48V242H46ZM49 243H51V242H49ZM107 243H108V242H107ZM110 243H111V242H110ZM133 243H134V242H133ZM137 243H138V242H137ZM141 243H142V242H141ZM141 243H140V244H141ZM148 243H149V242H148ZM164 243H165V242H164ZM166 243H167V242H166ZM168 243H169V242H168ZM177 243H181V242H177ZM184 243H185V242H184ZM229 243H230V242H229ZM1 244H4V243L1 242ZM6 244H8V243H6ZM6 244H5V245H6ZM20 244H21V243H20ZM24 244H25V243H24ZM112 244H113V243H112ZM124 244H125V243H124ZM124 244H123V245H124ZM131 244H132V243H131ZM142 244H143V243H142ZM144 244H145V242H144ZM153 244H155V243H153ZM217 244H218V243H217ZM237 244H239V243H237ZM237 244H235V246H236ZM257 244H258V243H256V245H257ZM260 244H261V243H260ZM262 244H264V243H262ZM33 245H34V244H33ZM45 245H46V244H45ZM114 245H115V244H114ZM165 245H166V244H165ZM231 245H232V243H231ZM258 245H259V244H258ZM2 246H3V245H2ZM13 246H14V245H13ZM36 246H37V245H36ZM51 246H52V245H51ZM62 246H63V245H62ZM134 246H135V245H134ZM138 246H139V245H138ZM162 246H163V245H162ZM217 246H221V245H217ZM222 246H223V245H222ZM224 246H226L225 243H224ZM260 246H261V245H260ZM263 246H264V245H263ZM7 247H8V246H7ZM10 247H11V245H10ZM22 247H23V246H21V248H22ZM25 247H26V246H25ZM45 247H46V246H44V249H45ZM111 247H113V246H111ZM129 247H130V246H129ZM139 247H140V246H139ZM149 247H150V246H149ZM149 247H148V248H149ZM154 247H157V246H154ZM176 247H177V246H176ZM250 247H251V246H250ZM40 248H41V247H40ZM40 248H38V249H40ZM46 248H47V247H46ZM48 248H49V247H48ZM54 248H55V247H54ZM54 248H53V249H54ZM116 248H117V247H116ZM118 248H119V247H118ZM135 248H136V246H135ZM177 248H178V247H177ZM189 248L191 249V247H189ZM230 248H231V247H230ZM233 248H234V247H233ZM235 248L237 249V247H235ZM239 248H240V246H239ZM248 248H249V246H248ZM254 248H255V247H254ZM8 249H9V247H8ZM13 249H14V248H13ZM55 249H58L57 246H56ZM120 249H121V248H120ZM174 249H175V248H174ZM218 249H222V247H221V248H218ZM225 249H226V247H225ZM236 249H235V250H236ZM260 249H261V248H260ZM263 249H264V247H263ZM263 249H262V250H263ZM17 250H18V249H17ZM17 250H16V251H17ZM108 250H109V249H108ZM132 250H133V249H132ZM140 250H141V249H140ZM163 250H164V249H163ZM168 250H170V249H168ZM226 250H227V249H226ZM239 250H240V249H239ZM249 250H251V249H249ZM12 251H13V253H14V252L16 253L15 250H12ZM20 251H21V250H20ZM22 251H23V250H22ZM28 251H29V250H28ZM126 251H127V250H126ZM126 251H125V252H126ZM137 251H138V249H137ZM156 251H157V250H156ZM165 251H166V250H165ZM174 251H175V250H174ZM206 251H207V250H206ZM218 251H220V250H218ZM223 251H224V250H223ZM227 251H228V250H227ZM231 251H232V250H231ZM237 251H238V250H237ZM252 251H253V250H252ZM29 252H30V251H29ZM37 252L39 253V251H37ZM51 252H52V250H51ZM112 252H114V251L112 250ZM133 252H134V251H133ZM143 252H145V250H144ZM147 252H148V251H147ZM153 252H154V250H153ZM167 252H169V251H167ZM176 252H177V250H176ZM235 252H236V251H235ZM258 252H259V251H258ZM15 253H14V254H15ZM47 253H48V252H47ZM49 253H50V252H49ZM49 253H48V254H49ZM58 253H59V252H58ZM106 253H108V252H106ZM138 253H139V252H138ZM177 253H178V252H177ZM180 253H181V252H180ZM180 253H179V254H180ZM183 253H184V252H183ZM208 253H209V252H208ZM224 253H225V252H224ZM229 253H230V252H229ZM239 253H240V251H239ZM243 253H244V252H243ZM249 253H250V251H249ZM16 254H17V253H16ZM23 254H24V253H23ZM35 254H36V253H35ZM52 254H53V253H52ZM56 254H57V253H56ZM63 254H64V253H63ZM83 254H84V253H83ZM109 254H110L109 256H112L110 252H109ZM140 254H141V253H140ZM164 254H165V253H164ZM189 254H190V253H189ZM234 254H235V253H234ZM240 254H241V253H240ZM261 254H262V251H261ZM263 254H264V253H263ZM4 255H5V254H4ZM20 255H22V254H20ZM31 255H32V253H31ZM44 255H46V254H44ZM138 255H139V254H138ZM145 255H146V254H145ZM158 255H159V254H158ZM161 255H162V254H161ZM172 255H173V252H172ZM181 255H182V254H181ZM186 255H187V254H186ZM186 255H185V256H186ZM225 255H226V254H225ZM232 255H233V254H232ZM238 255H239V254H238ZM256 255H257V254H256ZM17 256H18V259H19L20 256H19V255H17ZM36 256H37V255H36ZM40 256H42V255H40ZM51 256H52V255H51ZM51 256H50V257H51ZM119 256H120V253H119ZM122 256H123V255H122ZM127 256H128V255H127ZM140 256H141V255H140ZM146 256H147V255H146ZM152 256H154V254H153ZM208 256H209V255H208ZM221 256H223V253H221ZM239 256H241V255H239ZM239 256H238V260H240ZM245 256H246V255H245ZM9 257H10V256H9ZM59 257H60V256H58V258H59ZM120 257H121V256H120ZM142 257H143V256H142ZM154 257H155V256H154ZM209 257H210V256H209ZM224 257H225V256H224ZM224 257H223V258H224ZM261 257H262V256H261ZM35 258H36V257H35ZM37 258H38V257H37ZM41 258H42V257H41ZM54 258H55V257H54ZM110 258H111V257H110ZM129 258H130V257H129ZM133 258H134V257H133ZM166 258H167V257H166ZM173 258H174V257H173ZM190 258H191V256H190ZM225 258H226L225 262H226V261H229V260H227L228 256L225 257ZM230 258H231V257H230ZM235 258H236V256H235ZM245 258H246V257H245ZM254 258H255V257H254ZM263 258H264V257H263ZM16 259H17V258H16ZM33 259H34V258H32V260H33ZM39 259H40V257H39ZM45 259H46V258H45ZM156 259H158V257H156ZM185 259H186V257H185ZM192 259H193V258H192ZM192 259H191V262H192ZM228 259H229V258H228ZM246 259H247V258H246ZM261 259H262V258H261ZM261 259H260V260H261ZM40 260H41V259H40ZM40 260H37V262L40 261ZM110 260H111V259H110ZM142 260H143V258H142ZM167 260H168V258H167ZM181 260H182V259H181ZM203 260H204V259H203ZM230 260H231V259H230ZM233 260H234V258H233ZM260 260H259V261H260ZM263 260H264V259H263ZM103 261H104V260H103ZM114 261H115V260H114ZM117 261H118V260H117ZM126 261H127V260H126ZM126 261H125V263H127ZM153 261H155V260H153ZM156 261H157V260H156ZM164 261H165V259H164ZM170 261H171V260H170ZM184 261H185V260H184ZM240 261H241V260H240ZM246 261H247V260H246ZM249 261H250V260H249ZM40 262H41V261H40ZM40 262H39V263H40ZM52 262H53V260H52ZM52 262H51V263H52ZM122 262H124V261H122ZM143 262H144V261H143ZM242 262H243V261H242ZM22 263H23V262H22ZM41 263H42V262H41ZM41 263H40V264H41ZM61 263H62V262H61ZM67 263H68V262H67ZM112 263H114V262L112 261ZM137 263H138V262H137ZM141 263H142V262H141ZM144 263H145V262H144ZM160 263H161V262H160ZM178 263H179V262H178ZM183 263H184V262H183ZM186 263H187V262H186ZM188 263H189V262H188ZM193 263L195 264V262H193ZM234 263H235V262H234ZM245 263H246V262H245ZM19 264H20V263H19ZM33 264H34V263H33ZM55 264H56V263H55ZM59 264H60V263H59ZM114 264H115V263H114ZM119 264H121V263H119ZM132 264H133V263H132ZM147 264H148V263H147ZM152 264H153V263H152ZM161 264H162V263H161ZM220 264H221V263H220ZM226 264H227V262H226ZM228 264H229V262H228ZM232 264H233V263H232ZM248 264H249V262H248Z\"/></svg>",
  "mask_w": 264,
  "mask_h": 264
}]
</instances>
